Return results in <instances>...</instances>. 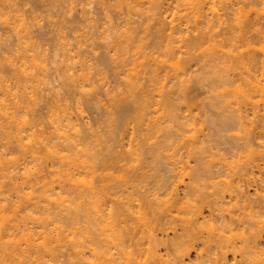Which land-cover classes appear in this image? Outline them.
I'll return each mask as SVG.
<instances>
[{"label": "rangeland", "instance_id": "obj_1", "mask_svg": "<svg viewBox=\"0 0 264 264\" xmlns=\"http://www.w3.org/2000/svg\"><path fill=\"white\" fill-rule=\"evenodd\" d=\"M8 1V2H7ZM10 1L12 2L11 4H10ZM27 1V2H26ZM25 2H24V0H5V5H4V3H3V7L2 6H0V49L2 50H0V60L1 61H3V62H0V64L1 63H3V66H1L0 67V83H2L3 85L0 87L1 89H2V87L4 86V88H6V90H8L9 88V91H8V93H9V95L10 96H8V99H6V98H4V97H7L6 96V94H8V93H5L4 95H0V97H2V96H4V97H2L3 98V100H2V104L1 105H3V103H5L4 105H6V103H8L6 106H9L10 104V106L8 107V112H9V110L12 108V106H14V105H12V103H11V101H9V100H12L13 101V99H14V97L15 96H17V94H18V96H17V98H18V102H20L21 100H22V94L23 95H25V96H23V98H25V97H28L27 99H29V100H31V104H30V102H27L28 104H30L31 106H34L33 108L30 106V109H28L29 108V105L25 102V101H27V99L25 100V101H23L24 102V104H22L21 103V105L19 106V108H22L25 104L27 105H25L24 106V108L25 107H27V109L28 110H31L32 111V109H33V111L35 110V112H34V114H32L33 113V111H32V113H30V111H28L27 109H26V112H25V115L23 114H21V111H17V110H15L14 112L17 114L18 112L21 114H19L20 115V117L19 116H17L18 118L17 119H23L24 121L25 120H27L28 118H29V120L31 121V119H30V116L32 115V117L33 118H36L37 117V115H38V117L39 116H41V122H43L44 121V123L42 124V123H38V126H39V129L41 128V127H44V128H41L42 130H43V133L41 134V132L39 133L38 131H39V129H37L38 128V126H37V124H35L34 125V127L36 126V130H38L37 132L39 133V135H38V133L36 134L37 135V137L35 136V139H37L38 138V136H39V140H37V141H43L42 140V136H40V134L41 135H43V139H44V137H48V136H50V134L49 133H51V128H50V125H51V127L52 126H54L53 127V133H55L56 132V126H55V124H54V118H55V116L56 115H58V117H59V119L64 115L65 116V113L66 112H69L68 114H70V115H72V116H70V117H73V118H71V121H70V123L73 121V123L74 124H76V123H78L75 127H74V124L73 123H71V124H73V131H69V132H67V133H65V135L67 134V136L69 135V134H71V135H69V136H72L71 138H77L78 136L77 135H79V141H77L78 143L80 142V144L82 143L83 144V141H84V139L86 138V135H88L87 137H89L90 136V138L92 139V141H94V136L95 135H97V133L96 132H99L100 131V127H101V125L102 126H104V125H106V124H104L103 125V123H104V121H105V119H106V117H105V115H107L109 112H112V111H110L111 109V105H110V101H112L113 99V97L115 96V97H117L118 96V93H122L121 91H122V89L124 88V84H125V82H123V81H125L124 79H125V77H123V74H124V76H125V74H126V71H127V69H129L130 68V65H128V66H126V64H125V66L127 67V69H126V67L125 66H123L122 65V63H123V59H125V55H128L129 57L133 54L132 52H133V50L132 49H130V48H127V47H129L128 45H130V44H128L127 43V47H123V46H126V45H122L123 44V42L122 41H120L119 40V38L120 39H122V37H124L125 39H126V41H127V38H126V34H127V36L130 34L131 35V33L133 32V28L135 29H137V30H134V33L136 34V33H138L136 36H134V37H139V34H140V37L142 36V35H145L146 33H145V31H144V33L142 32L143 31V29H146V27H148V26H153L154 24L153 23H155L153 20L151 21V18H149V16L152 14V13H150V15L147 17V18H149V19H146V15H143L142 16V12L144 11L143 9H144V6L147 8L148 7V5H156V3H158V2H162V3H158V4H160V5H162V6H159V9H160V12L163 14H161L160 12H159V15L161 14L162 16L160 17L159 16V18L160 19H162L163 18V20H161V21H163V22H168L169 24L171 23V21H172V17L175 19V23L177 24V22H178V19L180 18V16H183L184 15V11H186V10H188L187 8L188 7H186L185 9H184V1H176L177 3L176 4H174L175 2H173V1H175V0H173V1H171V0H169V2H168V0L167 1H164V0H159L158 2H157V0H152L153 2H151L150 0H146V2H145V0H139V1H137V0H133L132 2H137V4L138 5H140L139 7L141 8V5L143 6L141 9L143 10H138L139 12H137L136 11V7H138V6H136V5H133V6H135V10L134 11H132L131 10V12H130V14L129 13H127V11L128 10H130V9H132V8H130V9H128L127 8V5L126 4H128V2H125L126 4V6H124V3H121V0H26ZM28 1H30L29 3H28ZM110 1V2H109ZM118 1V2H117ZM217 1V0H216ZM221 0H219V2H220ZM238 1H245L244 3L243 2H241V4L238 2ZM230 0V1H228V0H222L220 3H218V1L215 3V0H213V2L215 3H213V7H214V9L213 10H218L217 12L219 13V14H217V12L215 11V14H211V12L213 11H205V15L204 16H202L201 17V19L203 18V17H205V18H208V19H202V20H198L197 22L199 23L200 22V24H197V22H195L196 23V25H195V23H193V22H191V21H189L190 23H189V25L186 23V24H183L184 23V21H185V19L183 18L182 20V22L180 21L179 23L181 24L179 27H182V25H183V28H179V32L181 31V33L182 34H178L177 36H175V39L177 40V42H176V40H175V43H177L178 44V46L179 45H181L182 43V46L184 47V49L186 50V48H185V45L188 43L186 40L187 39H189V38H193L194 36H196V32L195 31H197V29H201L202 31H204V32H209V34L214 38V34L215 33H217V35H218V37L215 35V38L213 39L212 37H210L211 39H213V41L215 42L214 43V45H215V48H214V46H212L211 47V43H213V42H206V44L205 45H203V47L202 46H200L199 47V49H193V50H191L190 52H192V51H194L195 50V52H194V55H196L197 54V56H194L193 55V53H190V54H192V55H190L189 56V61H187V62H185V58H188V54H185L186 52L184 51V52H181L182 54H183V57H184V59H182L183 57L182 56H180V54L181 53H179V54H177V56H180V57H182L181 59H182V63H184L186 66H184L183 68L185 69V68H187L188 69V71L186 72V71H184V73H183V77L182 76H180L179 77V79L180 80H178V82H175V81H177V79L175 78L174 79V76H173V78L171 77V80H169L168 79V81H169V83H168V81L167 80H164L165 81V83H164V81L162 80V84H164V87L166 88L167 86H168V88L167 89H169V87H171V86H173V88H175V89H172V87H171V89H172V91H171V89H169V90H167V89H165V91H163V92H167V91H170L171 92V94H170V101H171V99H175V101L174 102H176L177 104H174V102H173V107H175L174 108V110H177V108L179 109L180 108V110L178 111L177 110V113L176 114H178V113H180V111L182 112L181 114H179V117H180V115H181V117H183L184 115V117L183 118H187V121L184 119V121H186V122H192V123H189L190 125H188V127H187V129H186V132H184V133H180V131H176V127H175V123H173L172 121H174V120H172L171 119V123L172 124H174L172 127H173V129L175 130L174 132H173V130H171L170 128H169V126L171 127V125L172 124H170V118H169V116H168V113L166 114V112H164L165 110V105L163 104V106H161V107H163V109H161V107H159L160 109L158 110V107L157 106H155L154 108H157V110L158 111H156V113L154 114V113H152L151 114V117H153L152 119H154V117L156 118L158 115H161V116H158L160 119H158L159 120V122H161L160 123V125H162V128L160 127L159 129L161 130H156V133H155V130L153 131V132H150L151 134H149L148 132H146L147 133V137H149V143L151 142V143H153V141L154 140H156L157 139V137H159L158 139H160L161 141L165 138V137H170L171 138V136H172V138H171V142L173 143V144H169V142H168V146L167 147H165V149L164 150H161L162 152L164 151V154H166L165 156L163 155V154H161L162 155V157H163V159L162 160H164V162H165V159L164 158H166L167 156L169 157V158H171V157H173L172 159H171V161L172 160H176V161H179V160H177L178 158L180 159H182V162L184 163V166H183V163H180V165H177V167L179 166V168H180V166H182V168L183 167H185V169L187 170H185L186 172H184V174L186 175V177H187V179H186V177H184L183 178V183H185L184 185H181V186H179L180 188H178V189H176V191H177V193H176V195H178V196H180V197H178L177 198V200H181V199H183L184 197H183V194H185V185H187V187H186V193L187 194H189V196L188 195H186V196H188V197H190L191 195H193V193H198L199 191H201V192H199L200 194L201 193H203L202 195H204V196H202V195H200L199 193V195L197 194H194V196L196 195V196H199V197H201V200H200V198H198V199H196L197 197L195 196V198H193V196L192 197H190V200H189V198L187 197H185L183 200L184 201H186L187 202V200L186 199H188L189 201H190V203H188L187 202V204H190L191 206H193V208H195V204H196V207L198 206L197 204H199V206L197 207V208H199V211H200V207H202V205L200 204V203H198V202H204L205 201V196H207L206 198L208 199L207 201H205L204 203H202L203 204V206H205V205H208L206 208L205 207H202L201 208V211H200V213H201V215L199 214V213H197L196 215H198L197 217H196V215H194V216H191L190 217V219H193V218H196V220L198 221V224H199V228H201L199 231H197V236L200 234V233H202V238L201 237H199V239L201 240L200 242H197L196 243V245H195V249L193 248L191 251H190V253L188 254V256L185 258V264H196L197 262L195 261L196 259H194V258H196L195 257V255H196V253H198V251L199 250H202L203 249V253H205L204 255H206V256H208V258H210V261H212L211 263H214L213 262V260L215 259H217L218 258V260L221 262V263H223L224 261L223 260H225L228 264H234V261H232V262H230V260H231V257H234V256H232V254H230V253H228L225 257H223V255L222 256H220L219 254H220V251L218 252V250L217 249H219V248H215V247H211V252H210V248L209 249H207L204 245H202L203 244V242L202 241H208V240H210V241H214V243L215 242H217V244H218V242H219V240H220V242H222V243H219L218 245L220 246V245H224V246H228V245H231V246H233L234 244L235 245H237L236 247H239V244L240 245H242V240H240V239H242L241 238V236H244V235H246V236H248L247 234H241V232H242V230L241 229H235V230H233L232 231V229H234V227L232 226V229H231V231L229 232H226L227 230H221L220 228L218 229V225H219V221L221 220V217H228V219H230V218H232L233 220H235V219H237V216H238V218H240L241 220L243 219V218H241V217H243L244 215L243 214H245V216L246 217H244V221L245 222H247V220H248V223H251L252 224V221H253V223H256L255 225L254 224H252V225H254V226H256V225H258L259 227H257L256 226V228L254 227V226H252L251 225V231L250 230H248V234H249V237L251 236L250 235V232H251V234H253L252 232H253V228L255 229L254 231H256V233H254V235L256 234V236L258 237L257 238V243H258V248H259V250H261V253H258L257 254V256H255L254 255V258L256 257H258L257 258V260H259V262L258 263H256V258L254 259L252 256H251V258H249L248 259V261H246V264H248V262H250L251 260H252V258H253V260H254V264H262L263 262L262 261H264V206H263V202H261V204L260 205H258V202H257V204L256 203H254L255 202V200H257V201H260V200H258V198H260L261 199V196H262V198H263V195H264V190L262 189V186H261V184L263 185V180H261L262 178H264V109H263V105H264V96H260V95H263L264 94V90H261V88L262 89H264V87H263V84H264V81H262V80H264V78L262 79V76L261 75H263L264 73V68L262 69V67L261 66H264L263 65V63L260 65V67L259 66H257V68L259 67V69L260 70H258V72L260 71V73H259V75H258V72L256 71V75H257V77L256 78H258V77H260L261 76V79L260 78H258L260 81H258V82H256L257 84L256 85H258V83L260 82V84H259V86L260 87H258L257 86V88L256 89H253V88H255L254 87V85H255V82H254V80H251V81H253V82H251V84H249V85H251L252 86V88H251V86H248V83H247V78L245 79V81L243 80V78L242 77H245L244 76V74H243V76L241 75V73H244L243 71L242 72H240L239 71V68H242V67H240L239 65L236 67V65L234 64L233 65V63L234 62H232V63H229L230 62V60L228 59V58H232L231 56V54H230V51L232 50L233 52H234V47H232L231 45H229L228 46V44H230V43H227V39H229V37H230V35H231V31L232 30H229V27H226V24H228V23H226L225 25H223L224 23V20H225V22L226 21H228V22H230V21H233V22H230L231 23V25L230 24H228V26H230L231 28L230 29H234L235 30V28H237L238 27V25H240V24H243L244 22H246V21H244L245 19L243 18V17H247L248 19H250L249 21L250 22H253L254 21V19H258L259 18V21L258 20H255L254 22H262L260 25L261 26H263L262 28H264V0H259L258 2L256 1V0H254V2L255 3H253V4H255V5H253V6H251L252 4H251V2L249 3V4H251V5H249L248 4V0H247V2H246V0ZM252 1V0H251ZM6 2H7V4H6ZM45 2V3H44ZM114 2V3H113ZM130 2H131V0H130ZM136 2L134 3V4H136ZM145 2V3H144ZM149 2L151 3V4H149ZM155 2V3H154ZM169 3V5H167V3ZM179 2H181V3H179ZM182 2H183V4H182ZM231 2V3H230ZM237 4V6H236V4ZM253 2V1H252ZM9 3V4H8ZM25 3V4H24ZM28 3V4H27ZM33 3H34V5H33ZM36 3V4H35ZM104 3V4H103ZM118 3H119V5H118ZM140 3V4H139ZM142 3H144V4H147V5H144V4H142ZM153 3V4H152ZM171 3V4H170ZM182 5V7H180V5ZM224 3V4H223ZM228 3H230V5L228 4ZM238 3L240 4V5H238ZM245 3H247V5L250 7V8H254V9H256V11H257V13H255L256 11H253L255 14H253V12H251V10H249L250 8L247 6H245ZM32 4V5H31ZM67 4V5H66ZM114 4V5H113ZM218 4H220V5H218ZM6 5H8V6H6ZM102 5H103V7H102ZM172 5V6H171ZM177 5L180 7L179 8V11H180V15H178L179 14V11H178V13L177 12H173L172 10H174L175 9V11H176V8H177ZM222 5V6H221ZM223 5H225V6H223ZM227 5V6H226ZM229 5V6H228ZM233 5V6H232ZM169 7L170 9H172L173 7V9L172 10H169V9H167L166 7ZM211 6V8H212V4L210 5ZM215 6H218V7H215ZM231 6H232V8H233V10H232V8H231ZM235 6V7H234ZM244 8H243V7ZM8 7V8H7ZM67 7V8H66ZM104 7L106 8L105 10H104ZM122 7V8H121ZM123 7H126L128 10L126 11V8H124L123 9ZM161 7H163L162 9H161ZM176 7V8H175ZM226 7V8H225ZM229 7V8H228ZM166 8V9H165ZM219 8V9H218ZM224 8V9H223ZM235 8V9H234ZM238 8V9H237ZM239 8H240V10H239ZM243 8V9H242ZM2 9V10H1ZM12 9V10H11ZM123 9V10H122ZM226 9V10H225ZM242 9V10H241ZM253 9V10H254ZM4 10V11H3ZM69 10V11H68ZM122 10V11H121ZM169 10V11H168ZM178 10V9H177ZM182 10V11H181ZM184 10V11H183ZM225 10V11H224ZM232 12V13H230V11ZM238 12H237V11ZM136 11V12H135ZM142 11V12H141ZM165 11V12H164ZM234 11V12H233ZM236 11V12H235ZM241 11V12H240ZM249 11H250V13H249ZM3 12V13H2ZM68 12V13H67ZM119 12V13H118ZM126 12V13H125ZM129 12V11H128ZM133 12H135L134 14H133ZM145 12V11H144ZM158 12V11H157ZM164 12V13H163ZM182 12V13H181ZM188 12V11H187ZM186 12V13H187ZM228 12V13H227ZM240 12V13H239ZM248 12V16L247 15H245V13H247ZM8 13V15H5V14H7ZM13 13V15H11ZM15 13V14H14ZM118 13V14H117ZM138 13V14H137ZM173 13H176L175 15H178V17H174L175 15H173ZM185 13V14H186ZM237 13V14H236ZM243 13V14H242ZM4 14V15H3ZM10 14V15H9ZM145 14V13H144ZM147 14V13H146ZM183 14V15H182ZM209 14H211V16H209ZM217 14V15H216ZM221 14H222V16H221ZM234 14V15H233ZM240 14H241V16H240ZM3 15V16H2ZM126 15V16H125ZM148 15V14H147ZM216 15V16H215ZM219 15V16H218ZM237 15H239V16H237ZM254 15V16H253ZM257 15H259V16H257ZM145 16V17H144ZM226 16V17H225ZM230 16V17H229ZM243 16V17H242ZM7 18V19H5V18ZM220 17V19H218L217 20V18H219ZM222 17V18H221ZM229 17V18H228ZM242 17V19H243V21L244 22H241L242 20H240V18ZM255 17V18H254ZM14 18V19H13ZM142 18V19H141ZM144 18V19H143ZM152 18H154V16L152 17ZM155 18H158V15H156L155 16ZM165 18V19H164ZM176 18H177V20H176ZM213 19L214 21L213 22H215L214 24H216L215 26H214V24L212 25V21L210 22L209 21V19ZM236 18H239V20H238V23H240V24H236L237 23V20H236ZM254 18V19H253ZM16 19V20H15ZM171 19V20H170ZM211 19V20H212ZM236 21H235V20ZM247 19V20H248ZM251 19H253V21L251 20ZM262 19V20H261ZM7 22H6V21ZM12 20V21H11ZM17 20H18V22H17ZM73 20V21H72ZM127 21L126 23H124V22H122V21ZM147 20H149L148 21V23H147V26H146V22H147ZM164 20H166V21H164ZM179 20H181V18L179 19ZM207 20V22H208V25H205V24H203L201 21H206ZM230 20V21H229ZM261 20V21H260ZM170 21V22H169ZM219 21V22H218ZM240 21V22H239ZM6 22V23H5ZM13 22H14V26H13ZM24 23V25H22L23 23ZM120 22H122V23H120ZM145 22V23H144ZM153 22V23H152ZM210 22V23H209ZM217 22V23H216ZM22 23V24H21ZM70 23V24H69ZM150 23V24H149ZM201 23H202V25H201ZM218 23H222V25H220L219 26V24ZM235 23V24H234ZM72 24L74 25V26H72ZM118 24H120L121 26H119ZM122 24H124V26L122 25ZM153 24V25H152ZM167 24V23H166ZM232 24L235 26V28H234V26H232ZM263 24V25H262ZM16 25V26H15ZM26 25V26H25ZM71 25V26H70ZM77 25V26H76ZM128 25V26H127ZM185 25H188L187 26V28H186V26ZM196 26V27H198L196 30H195V28H194V26ZM200 25V26H199ZM12 26H13V28H14V30L13 29H11L12 28ZM19 26H20V28H19ZM23 26H25V27H23ZM130 26H133L132 28L130 27ZM146 26V27H145ZM193 26V27H192ZM203 26V27H202ZM208 26H211V27H207L208 28V30H206L205 31V29H207L206 27ZM216 28H214V27ZM258 26H259V24H258ZM11 27V28H10ZM18 28V29H16V28ZM22 27H23V29H22ZM47 27H48V29H47ZM220 27V28H219ZM240 27V26H239ZM260 27V26H259ZM38 28V29H37ZM40 28V29H39ZM59 28V29H58ZM62 28V29H61ZM129 28V29H128ZM131 28V29H130ZM184 28H186V29H184ZM192 28H194L193 30H192ZM213 28H214V30H213ZM218 28H219V31H218ZM226 28H227V30H229L228 31V33H224L223 31H225L226 30ZM24 29L26 30V31H24ZM45 29H46V31H45ZM61 29V30H60ZM69 29V30H68ZM73 29V31H71ZM119 29H120V31H119ZM139 29H142L141 31L139 30ZM152 29V28H151ZM182 29H184V30H182ZM211 29V30H210ZM9 30H11L10 32H9ZM28 30V31H27ZM41 30H43V31H41ZM52 30V31H51ZM57 30V31H56ZM122 30V31H121ZM132 30V31H131ZM195 30V31H194ZM214 32H213V31ZM217 30V31H216ZM223 30V31H222ZM226 30V31H227ZM15 31H18V32H15ZM29 36V37H31V38H29L24 32ZM46 32V34H45V32ZM130 31V32H129ZM137 31V32H136ZM185 33V34H183V32ZM13 32H14V34H13ZM30 32V33H29ZM122 32V33H121ZM124 32V33H123ZM125 32H127V33H125ZM139 32H141V33H139ZM147 32V31H146ZM219 32H221L220 34H219ZM223 32V33H222ZM20 33V34H19ZM42 33L44 34V35H42ZM54 33H55V35H54ZM114 33V36H112V34ZM119 33H121V35L119 34ZM143 33V34H142ZM167 33V32H166ZM214 33V34H213ZM12 34V35H11ZM18 34V35H17ZM22 34H24L23 36L25 37H28L29 39H27V38H24V41H26V39L32 44L33 43V45H31L32 47L34 46V44L37 46V48H36V52L37 51H39L38 53H37V55H38V58H37V56H34L33 58L35 59H33L29 54H31L32 55V53L33 52H30L29 51V53L28 54H26V53H21L22 52V50H23V44L22 45H17V43H16V41L17 40H21V38H22ZM37 34V35H36ZM60 34H62V35H60ZM84 34V35H83ZM123 34H125L124 36H123ZM188 34H189V36H188ZM193 34V35H192ZM230 34V35H229ZM15 35V36H14ZM39 35H40V37H39ZM42 35V36H41ZM59 35V36H58ZM72 35H73V37H72ZM116 35V36H115ZM183 35V36H182ZM222 35H223V37H222ZM229 35V36H228ZM47 36V37H46ZM54 36V37H53ZM71 36V37H70ZM79 36H81V37H79ZM84 36V37H83ZM87 36V37H86ZM146 36V35H145ZM144 36V37H145ZM182 36V38L184 37L186 40V42L183 40V42L181 43L180 42V40H179V38ZM187 36V37H186ZM208 37H209V35H207ZM226 36V37H225ZM247 36H248V33H247ZM20 39H19V38ZM43 37V38H42ZM45 37H46V39H45ZM57 37V38H56ZM79 37V38H78ZM133 37V38H134ZM11 38H13V39H11ZM72 38V39H71ZM74 38V39H73ZM76 38L77 39H79V40H76ZM81 38H82V40H81ZM90 38H92V39H90ZM115 38V39H114ZM118 38V39H117ZM178 38V39H177ZM183 38V39H184ZM191 38V39H192ZM216 38H218V39H216ZM35 39V40H34ZM47 39H49V40H47ZM60 39V40H59ZM62 39V40H61ZM65 39H66V41H65ZM85 39V40H84ZM87 39V40H86ZM124 39V40H125ZM128 39H132V36H131V38H130V36H129V38ZM181 39V38H180ZM219 39H221V40H219ZM254 39H259V38H253V40ZM31 40V41H30ZM44 40H45V43H44ZM47 40V41H46ZM59 42H58V41ZM73 40V41H72ZM89 40V41H88ZM93 40V41H92ZM109 40V41H108ZM130 40H128V41H130ZM179 40V41H178ZM227 40V41H226ZM253 40H252V44H250V46H249V48H251V47H253V48H255V49H257L258 51L260 50L259 48H260V45L262 44H264V40H263V43H262V40H261V42H259L258 40H254V41H258V44L256 43V42H253ZM27 41V42H28ZM35 41H36V43H35ZM39 41V42H38ZM56 41H57V43H56ZM77 41V42H76ZM90 41H92V42H90ZM108 41V42H107ZM113 41V42H112ZM127 41V42H128ZM189 41V40H188ZM16 44H15V43ZM18 42V41H17ZM22 42V41H21ZM29 42L27 43V44H29ZM42 42V43H41ZM75 44H74V43ZM78 42H81V43H79L78 44ZM88 42V43H87ZM112 42V43H111ZM115 42V43H114ZM117 42H118V44H117ZM120 42L122 43V44H120ZM181 44H180V43ZM12 43V44H11ZM20 42H18V44H19ZM59 43V44H58ZM64 43H65V45H64ZM70 43V44H69ZM87 43V44H86ZM90 43V44H89ZM108 43V44H107ZM129 43H131V41L129 42ZM147 43V42H146ZM216 43H217V45H216ZM226 43H227V45H226ZM256 43V44H255ZM259 43H261V44H259ZM3 44V45H2ZM8 44V45H7ZM11 44V45H10ZM67 44V45H66ZM84 46V45H86V46H82V45ZM93 44V45H92ZM122 45V47H120L119 49H118V47H117V45ZM124 44H126L125 42H124ZM148 44V43H147ZM209 44V45H208ZM224 45V47H223V45ZM232 44H235V45H237L238 43H236V39H235V41H234V43L232 42ZM14 45V46H13ZM39 45V46H38ZM45 45V46H44ZM54 45V46H53ZM57 45H59L58 47H57ZM70 45V46H69ZM72 45V46H71ZM78 45H80V48L78 47ZM94 46V47H88V46ZM106 45H107V47H106ZM176 45V44H175ZM239 45V44H238ZM5 46V47H4ZM10 46V47H9ZM13 46V47H12ZM21 46V47H20ZM36 46H34V47H36ZM44 46V47H43ZM64 46V50L62 49V47ZM78 47V48H74V47ZM99 46V47H98ZM109 46H112V47H110L109 48ZM15 47V48H14ZM19 48V49H16V48ZM40 47H42V48H40ZM60 47V48H59ZM103 47H106V50H105V48H103ZM117 47V48H116ZM131 48H132V45L130 46ZM218 47V48H217ZM248 47V46H247ZM247 47H245V48H247ZM263 47V46H262ZM4 48V49H3ZM8 48V49H7ZM39 48H40V50H39ZM76 51V53L74 54V52L75 51H72L73 49ZM85 48V49H84ZM94 48V49H93ZM116 48V49H115ZM121 48H127V49H130L131 50V52H130V50H125L124 49V51H125V53L126 54H122V56H121V51H122V53H124V51H123V49H121ZM182 48V47H181ZM180 48V51H183L182 49ZM202 48V49H201ZM215 49L216 51H215V53H217V52H220V54H222V52H223V50L226 52V54L228 53V54H230L229 56H225V55H223V59H222V57L221 58H217L218 59V61H220V63H217L218 61H217V59L216 58H214V57H210L211 56V54L214 52L212 49ZM217 48V49H216ZM220 48H222V52L220 51ZM224 48V49H223ZM244 47L242 48V49H245ZM11 49H12V51H11ZM45 49H47V50H45ZM81 49V50H80ZM88 49V50H87ZM97 49V50H96ZM103 50V51H101V50ZM118 49V50H117ZM210 49L212 50L211 51V54L209 53L210 52ZM230 49V50H229ZM248 49V48H247ZM7 50V51H6ZM16 50V51H15ZM17 50H19V51H21L20 53L17 51ZM44 50V51H43ZM59 50V51H58ZM82 52L83 51V54L85 55V57H84V55H82V53H79L80 51ZM96 52H95V51ZM100 50V51H99ZM108 50V51H107ZM115 52H114V51ZM149 50V49H148ZM219 50V51H218ZM251 50L253 51V49L251 48ZM262 50H263V48H262ZM261 50V51H262ZM6 51V52H5ZM42 51V52H41ZM52 51V52H51ZM59 53H58V52ZM67 52L66 54L64 53V52ZM79 51V52H78ZM85 51V52H84ZM90 53H89V52ZM117 51H118V54H116L117 53ZM208 53H207V52ZM231 51V52H232ZM44 52V53H43ZM72 52V53H71ZM77 52H78V57L77 56H75V55H77ZM92 52L94 53V55H96L95 53H97V55L96 56H94L93 54H92ZM101 54H99V53ZM109 52V53H108ZM112 52H113V54H112ZM232 52V53H233ZM254 52H255V50H254ZM257 52V51H256ZM16 53V54H15ZM47 53V54H46ZM50 54V56H49V54ZM56 53V54H55ZM66 55H64V54ZM86 53V54H85ZM106 53V54H105ZM114 53H115V55H114ZM119 53H120V55H119ZM199 53V54H198ZM204 53V54H203ZM258 53V52H257ZM4 54H5V56H7V57H4ZM11 54V55H10ZM18 54V55H17ZM20 54H23L24 55V57H29V60H30V58H32L31 59V61L33 60V63L30 61H28V62H26V64H25V66H27L28 67V69L25 71L24 70V72H22V73H25V75L24 74H20L19 72L21 71L20 69H23L21 66L22 65H20V64H22L21 62H25V60L23 61V60H20V57L19 56H22V55H20ZM53 54H55V55H53ZM64 56H63V55ZM68 54V55H67ZM184 54H185V56H184ZM207 54H209V55H207ZM219 54V53H218ZM219 54V55H220ZM223 54H224V52H223ZM233 54H235V52L233 53ZM14 55V56H13ZM15 55H17L16 57L19 59V60H16L17 58L15 57ZM26 55V56H25ZM39 55H40V57H39ZM46 57H45V56ZM81 55V58H82V60H81V58L79 59V56ZM87 55V56H86ZM99 55V56H98ZM104 55H106V57L107 56H109V57H111V58H113V61H112V59L111 58H106V57H104ZM119 55V56H118ZM204 55V56H203ZM217 55V54H216ZM219 55H218V57H219ZM4 58H3V57ZM10 56H11V58H10ZM43 56V57H42ZM69 56H71V58L69 57ZM93 56V57H92ZM203 56V57H202ZM207 56V58H205ZM2 57V58H1ZM13 57L15 58V59H13ZM41 57H42V59H41ZM59 57V58H58ZM61 57V58H60ZM69 57V58H68ZM75 57H76V59H78V60H76L75 59ZM88 57V59H86ZM96 57L98 58V59H96ZM100 57V58H99ZM101 57H102V59L104 60V61H107V59L109 60L106 64L104 63V64H102L100 61H102V59H101ZM104 57V58H103ZM118 57H119V59H120V57L122 58V57H124V58H122V59H120L121 61H117L116 62V59L117 60H119L118 59ZM129 57H127V58H129ZM191 57H192V59H191ZM196 58V60L194 59V58ZM224 57H227V58H224ZM26 58V59H27ZM43 58H45V60L43 59ZM52 58V59H51ZM66 58V59H65ZM67 58L68 59H71V63H70V61H67L66 62V60H67ZM74 58V59H73ZM90 58V59H89ZM92 58H94V59H96L97 61L99 60V64L98 65H100V66H98L97 64H95L96 63V60L94 61ZM201 60H200V59ZM204 59V61L205 62H208V63H205V65L203 64L204 63V61H203V59ZM208 58H210V60H211V58H214L213 59V61L211 60H209ZM263 58V57H262ZM262 58H261V60H262ZM51 59V60H50ZM61 59V60H60ZM63 59H65V61H64V63H66V65L63 63ZM86 59V60H85ZM115 59V60H114ZM201 61H199V60ZM206 59H208V61L206 60ZM220 59V60H219ZM225 59H227V60H225ZM8 60V61H7ZM13 60H16V61H13ZM53 60H54V62H53ZM59 60V61H58ZM77 61V63H76V61ZM81 60V62L84 60V61H87L86 62V66H87V64H89L88 65V71H84L85 73H89V74H92V76H91V81L89 80V78H90V76H89V74H88V77L86 76V77H82V79H80L81 78V75H82V72H80L81 73V75H77V77H78V81L76 80V78H74L75 76L74 75H76V74H80L79 72H78V69L80 68V66H79V64H80V61ZM88 60H90V61H92L91 63H93V61L95 62L94 64L97 66V67H99V70H101V71H104L103 69H105V71H104V73H100V71L98 70L97 71V67H95V65H93L92 66V70L90 69L91 68V63H89L90 61H88ZM123 60V61H122ZM126 60V59H125ZM192 61V64L190 63L191 61ZM193 60H195V61H193ZM215 60V61H214ZM224 60V61H223ZM260 60V61H261ZM5 61H7V62H5ZM12 61V62H11ZM40 61H43V62H40ZM47 61V62H46ZM57 61L59 62L58 64H57ZM62 61V62H61ZM116 62V66H117V68L115 67V63H113V62ZM217 61V62H216ZM227 61V62H226ZM231 61H233V59L231 60ZM8 62H9V65H7L8 64ZM14 62H15V65L18 67V65L21 67L20 69H19V67H18V70L19 71H16L15 70V68H17L15 65H14ZM19 62V64H17V63ZM52 62V63H51ZM74 62V63H73ZM111 62V63H110ZM125 62V61H124ZM180 62V63H181ZM191 64V66H190V64ZM194 62H197V64L196 63H194ZM203 62V63H202ZM224 62H226V64L224 63ZM262 62H264V60H262ZM37 63H38V67H39V64L41 63V68H34V69H32L31 68V66L32 65H35V67H37ZM64 65H63V64ZM79 63V64H78ZM108 63H110L111 65H109V67L107 68V65H108ZM118 63V64H117ZM119 63H121V64H119ZM125 63H127V62H125ZM182 63H181V66H183L182 65ZM217 63V64H216ZM225 65H224V64ZM6 66H5V65ZM14 66H13V65ZM29 64V65H28ZM55 64H57L56 66H55ZM62 64V65H61ZM67 64L69 65V64H71L72 66H70V67H68L67 66ZM74 64V65H73ZM220 64H222V65H220ZM227 64H228V66H232V68L231 67H228L227 66ZM232 64V65H231ZM31 65V66H30ZM102 65V66H101ZM106 66V68H104L105 66ZM123 66V68H122V66ZM194 65H199V66H194ZM203 67H201V66ZM204 65V66H203ZM209 65V66H208ZM213 65V66H212ZM8 66V67H7ZM44 66V67H43ZM67 66V68H65V67ZM112 66V67H111ZM120 66V67H119ZM225 66V67H224ZM236 67L237 69H235L234 67ZM7 67V68H6ZM11 67L12 68H14V70L12 69L11 70ZM44 69H43V68ZM77 68V70H75V68ZM101 67V68H100ZM200 67H201V69H200ZM205 67H208V68H206L205 69ZM227 67V68H226ZM3 68H4V70H3ZM56 68V69H55ZM61 68V69H60ZM95 68H96V70H95ZM103 68V69H102ZM182 68V67H181ZM182 68V69H183ZM226 69V71L224 70H222V69ZM233 68L235 69V70H233ZM29 69H32V70H34V71H32V70H30L31 72H32V74H34L36 71V73L37 74H35L36 76H34L33 77V75L30 73V71H29ZM56 70V71H54V70ZM61 71H60V70ZM67 69V70H66ZM69 69H71V70H69ZM89 69H90V71H89ZM93 69L95 70V71H97V73L95 72V71H93ZM115 69H117V70H115ZM121 69H123V70H121ZM203 69V70H202ZM231 69V70H230ZM40 70H41V72L43 73H41V74H39L40 73ZM59 70V71H58ZM62 70H63V74L61 73L62 72ZM66 70V71H65ZM230 71V72H228V71ZM236 70H238L237 71V73H239V74H237L236 73ZM241 70V69H240ZM254 70V69H253ZM256 70V69H255ZM261 70H262V72H261ZM5 74V76H4V74L2 73V72ZM10 71V73L8 74V72ZM11 71H12V74H11ZM13 71H15V72H13ZM28 71H29V73H28ZM44 71V72H43ZM54 71V72H53ZM67 71H69L67 74H65L66 75V77H62V78H60L59 79V75H64V73H66ZM75 72V73H73V74H70L71 72ZM92 71V72H91ZM117 71V72H116ZM167 71V70H166ZM199 71V72H198ZM202 73H201V72ZM232 71H235L234 73H232ZM78 72V73H77ZM84 72H83V74H84ZM102 75H100V76H97V75H99V73ZM119 72V73H118ZM172 72V71H171ZM169 73L170 75L169 76H172V74H173V72L172 73ZM197 74H196V73ZM13 73H15V74H13ZM28 74V77H30V79H34V81H31L32 83H30V81H29V79L27 80V74ZM54 73V75H52ZM56 73V74H55ZM60 73V74H59ZM123 73V74H122ZM203 73H205V74H203ZM3 74V75H2ZM46 74V75H45ZM58 74V75H57ZM86 74V75H87ZM112 74H113V76H112ZM195 74V76H193ZM225 74V75H224ZM233 74V75H232ZM234 74H236V75H234ZM255 74V73H254ZM261 74V75H260ZM6 75H8L9 77H11V75H12V77L11 78H9L8 76H6ZM17 76L18 78H19V75L21 76V77H24V81L23 80H21V79H23V78H16V80L19 82H17L15 79H13V76ZM32 75V76H31ZM44 75V76H43ZM52 76L53 77V79H55V80H58V81H60V84L59 83H57L58 81H55L54 80V84H53V82L51 83V77H49V76ZM64 75V76H65ZM85 75V74H84ZM109 75V76H108ZM174 75V74H173ZM186 77H185V76ZM193 76V78H190V77H192ZM224 75V76H223ZM240 76V77H238V76ZM2 76V77H1ZM38 76V77H37ZM41 76V77H40ZM46 76V77H45ZM57 76V77H56ZM68 76H69V78L71 77V76H74L73 77V80H75L76 81V83H75V81H74V85H73V81L71 80V81H69L71 84H69V82H66V81H68V80H70V79H67L66 80V78H68ZM95 76V77H94ZM111 76V77H110ZM118 76H119V78L122 80V82H123V85H122V83L120 82L121 80L118 78ZM190 76V77H189ZM219 77V79L218 80H216L218 77ZM221 76H223V77H221ZM232 78L231 80H230V78ZM242 76V77H241ZM264 76V75H263ZM4 77H5V79H4ZM116 77V78H115ZM234 77V78H233ZM238 79H236V78ZM15 78V77H14ZM36 78L38 79V80H36ZM50 78V79H49ZM83 78H85V79H83ZM113 78V79H112ZM117 78H118V80H117ZM188 78H189V80H188ZM225 78V79H224ZM241 78V79H240ZM7 79H9V81L7 80ZM12 79L14 80V81H12ZM52 79V80H53ZM184 79V80H183ZM197 79V80H196ZM241 81H240V80ZM21 82H20V81ZM26 80L27 81H29V82H27V84H26ZM36 80V81H35ZM49 80V81H48ZM65 81V82H63V81ZM85 80V81H84ZM174 80V81H173ZM183 80V81H182ZM237 80V81H236ZM257 80V79H256ZM7 81H8V83H7ZM22 81L25 83V85H27V86H25L23 83H22ZM79 81H80V83H79ZM83 81V82H82ZM112 81V82H111ZM142 81V82H141ZM140 82L141 83H143V80H141ZM175 82L176 84H174L173 82ZM180 81V82H179ZM213 81V82H212ZM216 81V82H215ZM218 81V82H217ZM219 81H222V82H219ZM230 81V82H229ZM235 83H234V82ZM239 81V82H238ZM243 81H244V83H243ZM50 82V83H49ZM78 82V83H77ZM85 82H87V83H85ZM107 82V83H106ZM111 84H110V83ZM115 82V83H114ZM10 83V84H9ZM20 83H22L21 85H24L25 87V89H24V92H23V90L21 89V88H19L18 86H21V85H19ZM65 86V88H64V86L62 85V84ZM65 83V84H64ZM67 83L69 84L68 86H67ZM83 83V84H82ZM85 83V84H84ZM97 83V86L95 85ZM101 85H100V84ZM119 85H118V84ZM140 83V84H141ZM167 83H168V85H167ZM241 83V84H240ZM250 83V82H249ZM263 83V84H262ZM5 84H7L6 85V87H5ZM103 84H105V85H103ZM109 84V85H108ZM120 84H121V86H120ZM145 84V83H144ZM166 84V85H165ZM174 84V85H173ZM177 84H178V86H177ZM181 84V85H180ZM231 84H235L234 86H232ZM242 84H244V85H242ZM11 85V86H10ZM14 85H15V89H14ZM79 85V86H78ZM92 85V86H91ZM143 85V84H142ZM180 85V86H179ZM185 85H187V87L185 86ZM240 85V86H239ZM242 85V86H241ZM13 86V87H12ZM17 86V87H16ZM29 86V87H28ZM57 87L56 89H55V87ZM86 88H85V87ZM90 86V87H89ZM103 86V87H102ZM107 86V87H106ZM114 86V87H113ZM174 86H176V87H174ZM59 87H60V89H59ZM66 87H70V89H71V92L73 91V94L71 93V92H69L68 91V93L66 92V90H68V88H66ZM77 87H79L78 89H79V91H77L78 89H77ZM80 87H82V88H80ZM97 87L100 89H98L97 90ZM116 87V88H115ZM120 87V88H119ZM239 87V88H238ZM241 87H246V88H242V89H240ZM249 87V88H248ZM62 88V89H61ZM65 90H64V89ZM75 90H73V89ZM106 88V89H108L109 88V90H106V91H108V93L104 90V89ZM139 88H141V87H139ZM12 89V90H11ZM26 89H28V90H26ZM58 89V90H57ZM69 89V90H70ZM83 89V90H82ZM92 89V90H91ZM114 89V90H113ZM121 90L120 92L118 91V90ZM185 89V90H184ZM247 89H249V90H247ZM252 91H251V90ZM22 90V92L23 93H20V91ZM53 90V91H52ZM55 90V91H54ZM117 92H116V91ZM167 90V91H166ZM173 90H176V91H173ZM182 90V91H181ZM244 90H246V91H244ZM255 90V92L256 93H253V91ZM256 90H258V91H256ZM259 90H260V92H259ZM30 91V92H29ZM32 91V92H31ZM35 93H34V92ZM90 91H92V92H90ZM96 91H98V92H96ZM105 91V92H104ZM111 91H115L114 93H112ZM125 90H123V92H124ZM153 91V90H152ZM157 91V90H156ZM153 91L152 92V94L154 93L155 95H157L158 94V92L159 91ZM179 91H181V92H179ZM243 91V92H242ZM15 92V93H14ZM58 94H57V93ZM96 92V93H95ZM110 92V93H109ZM138 91H137V89H136V93H137ZM172 92L174 93L173 95H175L176 96V94H178V92H179V95H181V94H183V92H184V94L185 95H181L182 96V99H178L179 98V95H178V98L176 97L175 98V96H173L172 98H171V95H172ZM246 92V93H245ZM248 92V93H247ZM33 93V94H32ZM70 93V94H69ZM76 93V94H75ZM107 93V94H106ZM112 93V94H111ZM176 93V94H175ZM181 93V94H180ZM245 93V94H244ZM260 93V94H259ZM15 94V95H14ZM20 94H21V96H20ZM31 96H30V95ZM64 94V95H63ZM68 94V95H67ZM85 94V95H84ZM92 94H93V97L91 98V96H92ZM95 94V95H94ZM116 94H117V96H116ZM167 94H169L168 92H167ZM246 94H248V95H246ZM259 94V95H258ZM14 95V96H13ZM27 95V96H26ZM77 95H79L78 97H76ZM90 95V96H89ZM96 95H98V96H96ZM105 95V96H104ZM189 96V98L188 97H186V96ZM12 96H13V99H12ZM20 96V97H19ZM30 96V97H29ZM38 96V99L40 100V101H45V102H40L39 100H36V99H33L32 97H34V98H36ZM53 96V97H52ZM94 96H96V97H94ZM103 96V97H102ZM107 96H108V98H107ZM11 99H10V98ZM56 99H55V98ZM58 97V98H57ZM73 97H75V98H73ZM80 97V98H79ZM88 97V98H87ZM183 97L184 98H186V99H188V101L185 99H183ZM2 98H0V99H2ZM21 98V100H19ZM31 98V99H30ZM53 98V99H52ZM79 98V99H78ZM81 98H82V100H81ZM95 98H97L96 99V101H95ZM99 98V99H98ZM102 100H101V99ZM111 98V99H110ZM159 98V97H158ZM161 98V97H160ZM261 98V99H260ZM4 99H6L5 100V102H3L4 101ZM15 99H16V97H15ZM15 99H14V101H15ZM43 99H45V100H43ZM51 99V102L49 101ZM80 100V101H78V100ZM93 99V100H92ZM105 99V100H104ZM179 100V101H177V100ZM28 100V101H29ZM59 100H60V102H59ZM90 101V102H93L94 104H95V106L97 107V109H96V107L94 108V105H93V108H92V103H90V102H87V101ZM107 100V101H106ZM108 100H109V102H108ZM156 100H157V98H156ZM155 100V101H156ZM6 101H8V102H6ZM14 101H13V104H14ZM76 101V102H75ZM83 101V102H82ZM104 101H106V103L104 102ZM158 101H159V99H158ZM170 101H169V103H170ZM183 101V102H182ZM190 101V102H189ZM9 102H10V104H9ZM18 102L17 101H15V103H17L18 104ZM36 102H38V104L36 103ZM47 102V103H46ZM53 102H55V103H53ZM78 102V103H77ZM80 102V103H79ZM86 102V103H85ZM96 102V103H95ZM98 102V103H97ZM172 102H171V104H172ZM187 102V103H186ZM34 103V105H32ZM38 105H36V104ZM42 103H44V105L42 104ZM50 103H53V104H50ZM57 103H58V107H57ZM181 103H184L183 105L181 104ZM261 103H263V104H261ZM41 104V105H40ZM83 104V105H82ZM85 104V105H84ZM89 104V105H88ZM91 104V105H90ZM105 104V105H104ZM107 104V105H106ZM160 104V103H159ZM169 105L170 107L172 106V105ZM179 104V105H178ZM187 104V107H185L184 105H186ZM258 104V105H257ZM1 105H0V107H1ZM23 105V106H22ZM40 105V106H39ZM47 105H48V107H47ZM50 105H52L51 107H50ZM81 105V106H80ZM110 105V106H109ZM161 105V104H160ZM4 107V108H7V107ZM35 106H36V108H35ZM59 106H60V108H59ZM89 106V107H88ZM91 106V107H90ZM101 106V107H100ZM102 106H104V109H103V107ZM107 106H109L108 108H106ZM177 106V107H176ZM179 106V107H178ZM3 107V106H2ZM11 107V108H10ZM42 107V108H41ZM47 107V109L46 110H44L45 108ZM56 107V108H55ZM189 107V108H188ZM262 107V108H261ZM10 108V109H9ZM14 108V107H13ZM35 108V109H34ZM42 110H41V109ZM51 108V109H50ZM54 108V109H53ZM87 108V109H86ZM98 108H100V110L98 109ZM101 108H102V110H101ZM166 108L168 109L169 107H167L166 106ZM188 108V109H187ZM2 109V108H1ZM36 109H38V110H36ZM70 109V110H69ZM89 109V110H88ZM92 109V110H91ZM108 109V110H107ZM110 109V110H109ZM113 109V108H112ZM227 109H229V110H227ZM231 109V110H230ZM49 110V111H48ZM51 110H52V112H51ZM56 110V111H55ZM63 110H65L66 112H62ZM69 110V111H68ZM105 110V111H104ZM188 110V111H187ZM233 110V111H232ZM235 110V111H234ZM17 111V112H16ZM23 111H25V110H23ZM38 113H37V112ZM54 111H55V113H54ZM96 113H98V114H95V112ZM99 111V112H98ZM102 111H104L105 113V115L103 114L102 115V117L100 116V114H102L103 112ZM227 111H229V112H227ZM13 112V109H11L10 110V113H13V114H15ZM41 112H44V114L43 113H41ZM46 112H47V115H46ZM159 114H158V113ZM163 112V113H162ZM231 112V113H230ZM235 112V113H234ZM29 113H30V115H29ZM37 115H36V114ZM39 113H41L40 115H39ZM54 113V115L52 116V114ZM60 113L62 114L63 113V115H60ZM16 114H15V117H16ZM17 114V115H18ZM49 114V115H48ZM56 114V115H55ZM68 114H66V117H67V115ZM95 114V115H94ZM167 115V116H165V118H166V122H165V120H163L164 119V115ZM223 114H226L225 116L223 115ZM27 115V116H26ZM42 115H44L43 117H42ZM223 115V116H222ZM230 117H229V116ZM261 115H263V119H262V116ZM1 116V115H0ZM22 116L24 117V118H22ZM29 116V117H28ZM63 116V119H62V121L61 122H64V124L62 125V124H60V126L62 127V129H63V127H64V129L63 130H65V127L68 125V122H66L65 121V119H67L66 117H64ZM69 116V115H68ZM107 116H109V115H107ZM136 116V115H135ZM163 116V117H162ZM243 117L244 116V118H243V120L244 121H242V118L241 117ZM246 116H247V118H246ZM5 117V116H4ZM36 118L37 119V121H38V119L39 118ZM96 117V118H95ZM134 117V116H133ZM223 117V118H222ZM228 117H229V119H228ZM241 118V122H239V124H238V126L237 125H235L234 123H238V121H239V119L238 118ZM26 118V119H25ZM51 118H53V119H51ZM56 118H57V116H56ZM69 118V117H68ZM103 118H105L104 120H103ZM135 118V117H134ZM134 118L132 119V120H134ZM227 118V119H226ZM235 118V119H234ZM36 119H34L35 121H36ZM42 119H43V121H42ZM51 119V120H50ZM59 119H57V120H59ZM73 119V120H72ZM94 119V120H93ZM100 119H102V120H100ZM108 119V118H107ZM106 119V120H107ZM130 119V118H129ZM128 119V120H129ZM138 119V118H137ZM137 119H135L136 120V122L138 121ZM168 119V120H167ZM220 119V120H219ZM222 119H224V120H222ZM234 119V120H233ZM261 119V120H260ZM3 121V118L2 117H0V124H1V122ZM28 120V122H30ZM97 120V121H96ZM98 120H100V122H98ZM134 120V121H135ZM192 120V121H191ZM219 122H217V121ZM233 120V121H232ZM238 120V121H237ZM263 120V121H262ZM4 121L6 122V117L4 118ZM53 121V122H52ZM131 121V120H130ZM133 121V122H134ZM169 121V122H168ZM223 121H224V123H225V121H228V122H226V123H228V124H230L231 122V126L232 127H234V128H232V130H231V126L230 125H226V123H225V125L227 126V127H225V125H222L221 123H223ZM234 121H236V122H234ZM5 122H3V123H5ZM7 122H9L8 120H7ZM27 122V121H26ZM53 124H52V123ZM65 122L67 123L66 124V126H65ZM98 122V123H97ZM132 121H131V123H132V126L131 125H128V126H126V131L128 132V134H125L124 135V132L122 133V135L123 136H127L128 137V135H129V138H123V136H121L122 137V139H123V141H122V139H120V141L118 142L119 143V145H118V143H117V145L115 144V146H119V147H116V148H121L122 147V145H124L123 146V149L121 148V150H122V152H127L130 148H132V150H134V148H136V142H134L133 144H131L130 142H132V141H134V140H132L133 138H130V136H132L131 134H130V131H131V129L133 128V126H134V123H135V126H134V128L136 127V129L138 128L137 127V123L139 122H134L133 123ZM175 122V121H174ZM262 122V123H261ZM70 123H69V128H70ZM89 123H90V127L91 128H89ZM100 123H102V124H100ZM166 123H169V126H167L166 125ZM187 123V124H188ZM215 123V124H214ZM6 124V123H5ZM8 124H10V123H7V125ZM13 124V123H12ZM39 124H41V126L39 125ZM81 124V125H80ZM83 124H84V126H83ZM91 124H93V125H91ZM98 124H99V129L97 128V126H98ZM139 124H140V122H139ZM138 124V125H139ZM146 124V123H145ZM95 125H97V126H95ZM164 125V126H163ZM216 125H218V126H216ZM262 125V128H260V126ZM12 127H10V128H8V130H7V132L5 131H0V170L2 171V173H4L5 175L4 176H6V177H4V179H0V186H1V184L2 185H4V182H6L7 184L9 183V181H12V183H11V185L14 187V185L16 186V191H18V193H20V192H22L21 193V195H19L15 190V193H14V191H12L11 190V188H12V186L11 185H9L8 187H7V184L6 185H4V186H1L0 188L2 189V187H4L5 189H7V190H9V191H7V190H5V189H3L4 191H5V194H6V197L5 198H8L9 197V203L11 202V203H13V202H18L17 201V199H16V201H15V198L19 195L20 197H22L21 199H19L18 198V200H22V199H25V200H27V199H29L30 197H32L30 200H32V202L34 201V199H36L37 197H38V192L40 191V190H42L43 191V189H44V191L47 189V187H48V189H50L51 187H52V184L53 183H55V184H53L55 187L57 186V187H59V182L58 181H60V180H62V178L64 177V175H63V173L61 174V175H63V176H61L62 178L61 179H59V177H60V175H58L57 173H56V175L54 174L55 173V171H56V169L59 167L58 166V164L57 163H60V160H59V154H53L52 156H51V159H50V155H49V153H52L51 151H49V152H47V151H45L44 152V150L43 151H41L42 149H39V151H41V153H40V155H39V157H40V160H37V162H34L33 160L31 161V159H29V158H23V157H21V156H19V154L16 152L17 150H16V148L14 147V144H15V142H17V138H16V135L15 136H12V135H14V133H16V130H14V129H16L17 127H16V125H11ZM82 126V127H81ZM87 128H86V127ZM216 126V127H215ZM224 126V127H223ZM235 126H237V127H235ZM9 127V126H8ZM16 127V128H15ZM92 127H93V129L95 128V130H98V131H92L93 129H92ZM131 129H130V128ZM145 128V126H141V128ZM168 127V128H167ZM230 129H229V128ZM11 128H13V129H11ZM68 127H66V130H69V129H67ZM89 128V129H88ZM103 129H101V130H104L106 127H102ZM140 128V129H141ZM165 128H166V131H165ZM226 128L227 129H229L228 131H226ZM1 129V128H0ZM12 130V132H11V130ZM76 129H77V131H80L81 132V130H83L81 133H79V132H77L76 131ZM92 129V130H91ZM170 129V130H169ZM217 129H218V131H217ZM222 129H225L224 131L222 130ZM2 130V129H1ZM10 130V131H9ZM66 130H65V132H66ZM70 130H72V126H71V128H70ZM88 130V131H87ZM106 130V129H105ZM104 130V131H105ZM153 129H150V131H152ZM170 131V133H169V131ZM33 131H35L34 130V128H33ZM90 131H92V132H90ZM104 131H101V132H104ZM158 131H160V132H158ZM222 131V132H221ZM225 131H226V133H225ZM45 132H46V134L47 135H45ZM57 132H58V134H57ZM56 132V135H59L60 133H62L63 131H61L60 133H59V131H57ZM77 132V133H76ZM86 134H85V133ZM94 132V133H93ZM127 132H125V133H127ZM162 132V133H161ZM165 132L167 133V136H166V134H165ZM172 132H173V134H172ZM178 132V133H177ZM217 132H218V134L220 135H217ZM9 134V136H7L8 134ZM12 133V134H11ZM64 133V132H63ZM63 133H62V137H65L64 135H63ZM74 133V134H73ZM75 133L77 134L75 137L73 136V135H75ZM79 133V134H78ZM90 133H93L94 134V136L92 137L91 136V134ZM96 133V134H95ZM160 133V134H159ZM176 133V134H175ZM222 133V134H221ZM5 134V135H4ZM81 134V135H80ZM84 134H85V138L83 139V136H84ZM92 134V135H93ZM153 134H155V135H153ZM159 134V135H158ZM163 134V135H162ZM165 134V135H164ZM170 134V135H169ZM179 134H181V135H179ZM13 137V139H11V136ZM45 135V136H44ZM98 135H100L99 133H98ZM149 135V136H148ZM174 135V136H173ZM175 135H177L176 137H175ZM5 136H7V138L5 137ZM17 136H19V135H17ZM53 139L56 137L57 138V136H55V134H53ZM81 136V137H80ZM161 136H163V138L161 137ZM165 136V137H164ZM60 137V136H59ZM62 137H60V140L62 139ZM120 137V138H121ZM155 137V138H154ZM178 137H180V138H178ZM15 138V139H14ZM40 138H41V140H40ZM50 139H52V133H51V136L49 137ZM78 138L76 139V140H78ZM94 138V139H93ZM151 138V139H150ZM153 138V139H152ZM162 138V139H161ZM169 138V139H170ZM174 138H176V139H174ZM9 139V140H8ZM83 139V140H82ZM91 139H89V140H91ZM128 139V140H127ZM132 140V141H130V140ZM173 139V140H172ZM14 140H16V141H14ZM57 140V139H56ZM60 140H57L58 142H61ZM160 140H156V142L158 141H160ZM177 140V141H176ZM14 141V142H13ZM30 141V140H29ZM29 141H28V143H29ZM32 141H33V138H32V140H31V144H33L32 143ZM176 141V142H175ZM201 141H203V143L201 142ZM27 142V141H26ZM57 142V143H58ZM121 142H123L122 144H121ZM128 142V143H127ZM170 142V143H171ZM11 143H12V145H11ZM24 143H25V141H24ZM38 143V142H37ZM43 143V142H42ZM110 143L111 142H108L107 143V145L109 144L110 145ZM202 143V144H201ZM26 144V143H25ZM131 146H130V145ZM197 144V145H196ZM199 144V145H198ZM42 146V144H40L39 143V145L37 144V146ZM108 145V146H109ZM125 145H127V146H125ZM129 145V146H128ZM135 145V146H134ZM171 147H170V146ZM196 145V146H195ZM10 146V147H9ZM114 146V145H113ZM128 149H127V148ZM169 147V148H168ZM202 148V149H200L199 150V148ZM10 148V149H9ZM13 148H15V150L13 149ZM41 148H43V147H41ZM126 148V149H125ZM166 148L168 149V150H166ZM194 148V149H193ZM232 148H234V149H232ZM236 148V149H235ZM8 151H7V150ZM189 149H191L190 151H189ZM118 151H119V149H117ZM120 150V151H121ZM125 150V151H124ZM131 150V149H130ZM131 150V151H132ZM194 151V152H193ZM47 152V153H46ZM129 152V151H128ZM166 152V153H165ZM187 152L188 153H190V155H188L187 154ZM199 152H200V154H199ZM46 153V154H45ZM145 153H147V152H145ZM143 154L142 156L144 157V159H145V157H146V159L148 160V157H150L149 158V164H152V162L153 161H151V163H150V160H152V156H147L148 154L150 155V153L148 152V154L146 155V154ZM192 153V154H191ZM43 154H44V156H43ZM49 155V156H46L45 157V155ZM65 154V153H64ZM170 154H172L171 156H170ZM14 155V156H13ZM15 155H16V157H15ZM43 157H42V156ZM55 155H57L58 157H56ZM68 155V154H67ZM70 155V154H69ZM196 156V157H195ZM13 157H15L14 158V160H15V163L16 162H18L19 160H21L20 162H18V163H16L17 164V169L15 170V164H13L12 165V162L11 161H13ZM17 157H20V158H17ZM41 157H42V160L43 161H41ZM140 157V156H139ZM139 157H138V161H137V157L136 158H133L134 159V164H133V162H131L132 163V165H135V167L136 168H138V163L140 164V163H142L141 162V159H143L142 157L140 158V160H139ZM167 157V159H169ZM188 158V160H187V158ZM197 157H199V158H197ZM58 158V159H57ZM17 159V160H16ZM45 159V160H44ZM53 159V160H52ZM143 159V160H144ZM180 159V160H181ZM197 159L200 161H198L197 162ZM48 160V161H47ZM53 161V162H55L56 161V163H55V165L53 164V162L52 163H50V161ZM147 160H145L146 162H145V164H144V161H143V163H142V165L144 166V165H147V167L149 168L150 166H148L149 164H146L147 163ZM4 161V162H3ZM38 161L39 162H41L42 163V165H41V163H38ZM45 161H47L46 163H45ZM58 161V162H57ZM135 161H137V162H135ZM167 161H169V163H170V159L169 160H166V163H167ZM187 163H186V162ZM197 163H196V162ZM172 162H174V161H172ZM171 162V163H172ZM180 162V161H179ZM194 162V163H193ZM4 163V164H3ZM27 163H29V164H27ZM31 163V164H30ZM37 163V164H36ZM188 164L189 166H188V168H187V166H186V164ZM198 164L199 166L201 165L202 167V172L201 171H198V172H194L193 173V170L194 171H197V169H191L190 171L188 170L190 167L192 168V167H195V168H197L196 166H194V164ZM199 163H201V164H199ZM38 164H40V166H42V167H44V169L41 167V169L39 170V171H45V173H44V171H43V173H41V175L43 176L44 174H45V176H43V178L45 177L47 180L49 179L50 180V182L52 183V184H49L50 182H49V180L48 181H46V183H45V181H44V179L43 180H40V179H38V180H40V181H37V183H39V182H41V181H43L42 182V184L44 183V185H42L41 183H40V187L41 186H45V187H41V188H43V189H38L39 188V185L37 184H35V181H36V179H34V177L35 178H37L38 177V175H36V174H34V172L36 173V168L38 167L37 165ZM46 164V165H45ZM48 164V165H47ZM50 164H52V166L50 165ZM154 164H155V166H154ZM179 164V163H178ZM195 164V165H196ZM2 165V166H1ZM24 165H28L27 167L28 168H30L29 169V171L30 172H32L34 175H32V173H31V175H29V177H28V175H27V173H26V175L25 174H23L24 173V170H23V168H22V166L24 167ZM43 165H45V166H43ZM60 165V164H59ZM141 164L139 165V167L141 168V166H142ZM197 165V166H198ZM6 167V169H5V167ZM12 166H14V168L12 167ZM39 166V167H40ZM154 166V167H153ZM26 167V168H27ZM48 168L49 170L48 171H46V168ZM51 167V168H50ZM145 167V166H144ZM160 167V166H159ZM20 168V169H19ZM34 168H35V171H34ZM53 168V169H52ZM140 168H138V170L137 171H144V172H146V173H148V174H150L151 176L152 175H155V172H156V174L160 171V173H158L161 177L162 176H164L165 174L166 175H169V174H167V172H165L164 171V169L166 168L167 169V167H164V168H162L161 170H160V168H158V169H155V168H157V164L156 163H154L153 162V165H152V168H151V171H150V169L148 170V168H144L143 169V167H142V169L143 170H141ZM168 168H169V166H168ZM178 168V169H179ZM200 167H199V169H201ZM206 168V170L207 171H211V173L210 172H206V171H204L203 169H205ZM43 169V170H42ZM55 169V170H54ZM155 169V170H154ZM198 169V170H199ZM148 172H147V171ZM1 171H0V175L2 176V173H1ZM38 170H37V172H39ZM52 171H54L51 175L53 176V178L48 174V173H51ZM165 172V173H162V172ZM183 171H184V168H183ZM182 171V172H183ZM48 172V173H47ZM149 172H151V173H149ZM190 172H192L193 173V175H194V177L196 176V174L199 176V174H202L203 172H206V173H209V175L210 174H212V178L213 179H211V177H209V175L208 174H206V175H208V179H205L204 177L206 176H204V177H200L199 176V178H201V179H197V177H196V181L198 180L199 182L197 183L196 181H195V178L194 179H192L191 180V178H193L191 175V177H189V173ZM201 172V173H200ZM215 172V173H214ZM40 173H39V175H40ZM98 173H100V171L98 172ZM97 173V174H98ZM186 173H188V175L186 174ZM214 173V174H213ZM216 173H217V175H216ZM47 174H48V176H47ZM54 174V175H53ZM116 174L117 175H119V173H117L116 172ZM147 174V175H148ZM24 175H25V177L27 176V181H28V183L31 185H28L27 183H26V178L24 179L23 177H24ZM149 175V176H150ZM184 175V176H185ZM204 175V173L202 174V176ZM214 175H216V176H214ZM30 176L32 177V180H31V178H30ZM59 176V177H58ZM148 176V177H149ZM3 177V176H2ZM15 177H17V182L16 183H14V181H15ZM20 177H22L23 178V181L25 182H23L22 183V180H19V179H22V178H20ZM48 177V178H47ZM51 177V178H50ZM166 177V176H165ZM188 177L190 178L189 180L191 181V185L189 184V182H188V184H187V181H188ZM207 177V176H206ZM19 178V179H18ZM30 178V179H29ZM204 178V179H203ZM210 178V179H209ZM11 179V180H10ZM12 179H14V180H12ZM54 179H56V180H54ZM147 180H148V178H146ZM145 179V181H147ZM3 180V181H2ZM33 180H35L34 182H33ZM53 180V181H52ZM150 180V179H149ZM151 180H152V178H151ZM150 180V181H151ZM194 180V181H193ZM8 181V182H7ZM145 181H144V186H147L148 184H150V181H148L149 183L148 184H146L145 183ZM186 181V182H185ZM260 181H261V183H260ZM32 182L35 184V185H33L32 184ZM49 182V183H48ZM58 182V183H57ZM192 183H193V187H196V185L197 186H199V189L197 190V192H195L194 190H196V189H194L193 190V192H192V194L190 193L191 192V190L189 191L188 190V185H190V189H191V186H192ZM197 183V184H196ZM14 184V185H13ZM17 184V185H16ZM58 184V185H57ZM152 184V183H151ZM194 184H195V186H194ZM198 184H200V185H198ZM47 185V186H46ZM50 185H51V187H50ZM33 186V187H32ZM53 186V189H50V190H52V191H54V192H52V193H59V191H58V188H55ZM152 186H153V184H152ZM151 186V187H152ZM182 186H184V187H182ZM201 186V187H200ZM19 187L21 188V190H20V192H19ZM15 188V187H14ZM157 188V187H156ZM198 188V187H197ZM228 188V189H227ZM237 188V192L238 191H241L240 192V195H238L239 193H236V192H234V191H236V190H234V189H236ZM0 189V196L2 197L3 196V194H4V192H3V190H1ZM13 189V188H12ZM55 189H56V191H55ZM147 189H148V187H147ZM153 188H151V190H152ZM155 189V188H154ZM182 189V190H181ZM262 189V190H261ZM39 190V191H38ZM143 190V189H142ZM184 190V193L183 192H181V191H183ZM130 191V190H129ZM141 191V190H140ZM149 191V190H148ZM152 191H154L155 192V190H152ZM161 191H163V193L164 194H167L168 195V192H167V190H166V188H165V190L163 189V190H161ZM161 191H159L158 190V192H160V195H161V197H160V195L159 194H157L156 196H158V197H156L157 198V200H160V202L161 201H164L165 199H167L168 197L166 196L165 197V195H163V193L161 194ZM165 191H166V193H165ZM232 191V192H231ZM8 192V193H7ZM34 192H37V193H34ZM50 193H51V191H49ZM49 192H47L46 193V195H49L50 196V193ZM154 192H153V194H154ZM157 192V193H158ZM218 194V196H216L217 194ZM34 193V195L36 196H34L33 197V194ZM49 193V194H48ZM129 193V194H128ZM146 193V195H147V197H149V198H147V197H145V198H147L146 200H150V199H152V197L150 198V193H148L147 194V192H144V194ZM213 193V194H212ZM221 193H223L222 195H221ZM244 195H243V194ZM4 194V195H5ZM15 194H18L17 196L15 195ZM25 194H27V196H25ZM29 194V195H28ZM30 194L32 195V196H30ZM40 194V193H39ZM127 194L128 195H130L131 194V191L130 192H127ZM134 192H132V194L131 195H133V197L131 196V197H129V198H127V199H129V201H130V199L132 198H134L135 197V200H137V201H135L134 199V202L131 200V203H134V204H132V206H133V209H136V207L138 208V209H136V210H139V212H143L141 215L143 216V218H145V220L143 221L142 219L143 218H141L142 216L140 215V214H138V213H136L135 215H136V217H135V219H138V217L139 218H141L140 219V221H139V219L137 220V221H139L138 223L137 222H135V223H137V225L139 226L138 228L139 229H137V230H139V231H144V230H141V229H145V231L143 232V234H142V236H143V238H144V241H145V239H147L148 238V236L150 237V235L155 231L154 229H158V230H156L155 231V233H153L152 234V237H156L157 239L159 238H162L163 239V241H169V240H171L172 239V232L174 231V229L172 228V227H174L173 225L171 226V231L169 230V228L168 227H170V226H165L164 225V228L163 227H157V225L155 226V225H153L154 224V222H151L152 221V219L154 220V217L156 218V217H158V215L160 214V212L162 211V213L159 215V217L160 216H162V215H166L167 214V212L169 211L168 209L170 208H167V204L165 205V202L166 203H168L167 201H164V202H162V203H157L156 205H155V213L156 214H153L154 212L151 210V211H149V209L147 208L148 206H149V204H148V206L145 208L144 207V205H145V201H144V194L142 195H140V193H138L141 197H140V203H139V198H138V196L135 194V196H134ZM214 194H216V195H214ZM235 194L236 195H238L239 197H237L236 198V196H235ZM8 195V196H7ZM52 195V194H51ZM54 195V194H53ZM145 195V196H146ZM181 195H182V197L183 198H181ZM211 195H213V197L211 196ZM219 195H220V197H219ZM16 196V197H15ZM18 196V197H19ZM125 196H127V195H125ZM153 196V195H152ZM230 196V197H229ZM240 196H242V199H241V197ZM54 196H52L50 199H49V202H52V201H50L52 198H53ZM204 199H203V198ZM212 197V198H211ZM217 197V198H216ZM235 197V198H234ZM4 197H2L1 199H3ZM4 198V199H5ZM11 198V199H10ZM14 198V199H13ZM126 198V197H125ZM142 198V199H141ZM154 198V197H153ZM179 198H181V199H179ZM232 198V199H231ZM238 198H239V200H238ZM0 199V200H1ZM13 199V200H12ZM54 199V198H53ZM52 199V200H53ZM194 199H196V203H194L195 201H194ZM203 199V200H202ZM213 199V201H211ZM216 199V200H215ZM237 199V201H238V203H236L234 200H236ZM141 200H143V202H141ZM200 200V201H199ZM230 200H232V201H230ZM254 200V201H253ZM262 200V199H261ZM7 201V200H6ZM7 201V202H8ZM108 201H110V200H108ZM182 201V200H181ZM192 201V202H191ZM209 201H211V202H209ZM253 201V202H252ZM35 202V201H34ZM112 202H114V201H112ZM111 201L110 202H106L105 203V209H107V211L108 210H111V209H109L110 208V206H112V208H116L117 206L114 204V203H112ZM138 202V203H137ZM214 203V206H213V203ZM42 203H44V202H42ZM42 203H40V204H42ZM109 203H110V206H109ZM135 203H136V205H135ZM142 203H144L142 206L143 207H141L140 205H137V204H142ZM210 203V204H209ZM215 203H217V206H215ZM49 206V207H51V206H53V205H50V204H48L47 202L45 203V204H42V205H39L38 207H40V208H42L43 207V205H45L46 207H48L47 205ZM112 204H114V206L115 207H113V205ZM159 204V205H158ZM192 204H194V205H192ZM222 204V205H221ZM162 205V206H161ZM201 205V206H200ZM258 205V206H257ZM44 206V207H45ZM136 206V207H135ZM146 206V205H145ZM153 206H154V204H153ZM158 206H161V207H158ZM164 206H166V207H164ZM169 206V205H168ZM191 206H189L190 208H192ZM262 207L263 206V208H261L262 209V211H261V209L259 210L258 208L259 207ZM107 207V208H106ZM140 207V208H139ZM150 207V206H149ZM157 207V208H156ZM189 207H188V209H189ZM258 207V208H257ZM39 208V210L37 209V212L39 211V213L40 212H42L41 213V215H42V217L41 218H43L44 217V215H45V213H46V209H50V208H43V210H44V212H43V210L42 209H40ZM118 208V207H117ZM142 208V209H141ZM166 208V209H165ZM141 209V210H140ZM144 209V210H143ZM158 209H159V211H158ZM162 209V210H161ZM256 209H258V210H256ZM58 210V209H57ZM57 210L55 211V212H57ZM113 210V209H112ZM135 210V211H136ZM143 210V211H142ZM164 210H166V211H164ZM172 210V209H171ZM28 211V210H27ZM27 211H24V212H26L27 213ZM31 211H34V212H32L33 214H34V217H33V214L32 213H30ZM31 211H29V213H27V214H29V216L27 217V214L25 213V216H24V213L23 212H21V213H19V217L21 216V217H23L24 216V218L25 217H27L28 219H29V221H28V219L27 218H25V220H26V223H27V221H28V223H27V226H28V228L30 227V229L32 228V229H34L33 231H34V235L35 236H33V240L36 242L35 243V245H40V243H42V239H41V235H40V238H38V234H39V232H40V230L41 229H44V233H50V235L52 236V238H54V243H51V246L53 247L52 248V252H54L55 253V256H53L51 253V255L52 256H50L49 254V257H47L45 254H41L40 256H41V258H42V260H43V262L45 263V264H74L73 263V261L75 260L76 261V259H74L75 257L73 256V260L72 261H70V259H72V253L70 252L72 249H71V247H72V242L69 244V242H68V240H67V242H63L62 241V235L60 234V232H57L56 230V234L55 233H53V232H55V231H53V227L52 226H50V225H47L46 223H43L42 221H41V219H38V220H34V218H36V216L35 215H37L38 214V216H41L39 213H37L35 210H31ZM48 211H50V210H48ZM51 211H52V209H51ZM198 211V212H199ZM35 212H36V214H35ZM64 212V211H63ZM138 212V211H137ZM144 212H149L148 213V215L149 216H146V213L144 214ZM153 212V213H152ZM173 212V213H172ZM171 213H170V215L172 216L174 213H176L175 211H172ZM210 213H211V215H210ZM31 214V215H30ZM58 214V213H57ZM138 214V215H137ZM144 214V215H143ZM61 215H63V214H61ZM141 217H140V216ZM150 215H153V216H151V218H150ZM176 216H177V214H175ZM175 215H173L172 217H175ZM200 215V216H199ZM247 215H248V217H247ZM37 216V218H40V217H38ZM46 216V215H45ZM146 216V217H145ZM178 216H179V214H178ZM178 216H177V220H178ZM190 216V215H189ZM189 216H187V218H189ZM209 216V217H208ZM218 216H220V219L218 218ZM19 217H18V219L17 220H19ZM31 217H33V220H31L32 218ZM147 217H148V219H147ZM180 217H182V215H180L179 216V219H180ZM202 217V218H201ZM214 217V219H212ZM216 217V218H215ZM200 219L201 218V220H200V222H199V220L198 219ZM203 218H204V220L206 221V222H204L203 223ZM147 219V220H146ZM176 219V218H175ZM209 219H211L212 221L210 222V220ZM218 219V222H215L216 220ZM231 219V220H232ZM31 220V221H30ZM193 220H195V219H193ZM215 220V221H214ZM250 220H252L251 222H250ZM37 221V222H36ZM40 221L43 223V224H41L40 223ZM135 221V220H134ZM148 221V223L150 222L151 223V227H153V228H151V227H149L148 225H145L146 224V222ZM208 221V222H207ZM214 221V222H213ZM201 222L203 223L202 224V226H201ZM31 223H33V225H31ZM39 223V224H38ZM134 223V224H135ZM144 223V224H143ZM205 223H206V225H205ZM214 223V224H213ZM215 223H216V225H215ZM217 223H218V225H217ZM44 224H45V226H44ZM155 224H156V221H155ZM176 224H179V222H177ZM38 225H42V226H44V227H42L41 226V228L38 226ZM128 227H130V225H132V224H130V223H128ZM140 225L142 226V228L140 229ZM145 225V226H144ZM150 225V224H149ZM175 225V224H174ZM204 225V226H203ZM212 225H214L215 227L217 226V228H215L214 226H212ZM144 226V227H143ZM149 228H148V227ZM205 226H206V228H209V231H211L210 233H209V231L205 228ZM246 226V225H245ZM261 226V227H260ZM46 227H47V229H46ZM156 227V228H155ZM203 227V228H202ZM214 228L213 230L214 231H212L211 230V228ZM161 228V229H160ZM36 229V230H35ZM148 229V230H147ZM151 229V231H149ZM177 229L179 230V228L177 227ZM215 229H218L217 231L215 230ZM256 229H258V230H256ZM261 229V231H259ZM153 230V231H152ZM161 230H163V231H161ZM204 230V231H203ZM32 231V232H33ZM39 231V232H38ZM43 231V230H42ZM40 232V233H43V232ZM240 231V232H239ZM258 231V232H257ZM141 232V233H142ZM147 232H150V234H148ZM213 232V233H212ZM214 232H215V234L217 235V237H214V238H212L211 236H214L215 234H214ZM38 233V234H37ZM140 233V234H141ZM145 233H147L146 235H147V237L145 236ZM258 233V234H257ZM55 234V235H54ZM167 234V235H166ZM209 234H211L210 235V237H209ZM214 234V235H213ZM241 234V235H240ZM61 235V236H60ZM201 235V234H200ZM37 236V237H36ZM145 236V237H144ZM248 237V238H249ZM169 240H168V239ZM217 238H219V240L217 241L216 239ZM38 239V240H37ZM63 239H64V237H63ZM150 238H148L147 240H149ZM161 239V240H162ZM203 239V240H202ZM227 239H229V243H228V245H227V242H228V240ZM239 239V240H238ZM40 240V241H39ZM57 240V241H56ZM65 240V241H66ZM224 240H226V242H224ZM238 241H241V242H238ZM55 242H56V244H55ZM60 242V243H59ZM146 242V241H145ZM165 242V243H166ZM230 242H231V244H230ZM249 242V241H248ZM64 243V244H63ZM168 243V242H167ZM213 243V245L214 246H216V247H219L217 244L215 245ZM225 243V244H224ZM43 244H45L44 243V241H43V243L41 244L42 246H43ZM68 244V245H67ZM200 244H201V246L203 247H201L200 248ZM233 244V245H232ZM40 245V247H42ZM55 245H59L58 247L57 246H55ZM62 245V246H61ZM65 245L67 246V247H65ZM212 245V242H211V246H213ZM234 245V246H235ZM51 246H49L50 248H51ZM55 246V247H54ZM199 246V247H198ZM223 246V247H224ZM70 247V248H69ZM164 247L165 246H161V247H158L157 248V251H159V254H158V256H161V258L163 257L164 258V260L166 259L165 257V255L164 254H166V252H165V250L166 249H164ZM27 248V247H26ZM28 249V248H27ZM56 249H57V251H56ZM69 249V250H68ZM215 249V250H214ZM198 250V251H197ZM220 250V249H219ZM67 251H69V253H67ZM73 251V250H72ZM223 251V250H222ZM28 252V251H27ZM33 252H35V250L33 249ZM32 252V250L30 251L29 250V257H30V259L28 258V262L30 263V264H36V263H34L35 261H37V262H39L38 261V259L37 260H35V258H36V256H34V254L35 253H33ZM165 252V253H164ZM224 252V251H223ZM53 253V254H54ZM66 253L67 254H70L71 255V257H68V256H70V255H66ZM74 253V252H73ZM112 253H115L114 252V250L112 251ZM111 253V254H112ZM212 253V254H211ZM222 254V253H221ZM224 254V253H223ZM238 254V253H237ZM237 254H235V259L237 260V261H235L236 262V264H237V262H240V256L239 255H237ZM26 255V254H25ZM74 255V254H73ZM260 255V256H259ZM27 256V255H26ZM165 256V257H164ZM35 257V258H34ZM115 257V256H114ZM220 257H222L221 259H220ZM49 258V259H48ZM52 260H51V259ZM67 258H69V259H67ZM162 258V259H163ZM225 258V259H224ZM190 259V260H189ZM227 259V260H226ZM68 260V261H67ZM217 260V261H218ZM239 260V261H238ZM26 261V262H27ZM188 261H189V263H188ZM195 261V262H194ZM28 262H27V264H28ZM69 262V263H68ZM187 262V263H186ZM193 262V263H192ZM230 262V263H229ZM252 262V261H251ZM260 262H262V263H260ZM241 263H242V261H241ZM215 264V263H214ZM244 264V263H243ZM264 264V263H263Z\"/></svg>", "mask_w": 264, "mask_h": 264}, {"label": "bare ground", "instance_id": "obj_2", "mask_svg": "<svg viewBox=\"0 0 264 264\" xmlns=\"http://www.w3.org/2000/svg\"><path fill=\"white\" fill-rule=\"evenodd\" d=\"M26 0H24V2H25ZM31 1V0H30ZM30 1H28V3L30 2ZM33 1V0H32ZM36 1V0H35ZM39 1V0H38ZM42 1V0H41ZM116 1V0H115ZM128 2V4H126L125 2ZM133 0H131V2H130V0H121V3H124V6H126L127 5V8L128 9H130V8H132V9H130V10H128L126 7H123V9L124 8H126V11H127V13H129L130 14V12H131V10L132 11H134L135 9V6H133V5H136V6H138V7H136V11L137 12H139L140 10H142L141 8L143 7L142 5H141V8L139 7L140 5H138L137 4V2H136V4H134L135 2H132ZM137 1H139V0H137ZM151 2H153L152 0H150ZM159 0H157V2H158ZM164 1H167V0H164ZM171 1H173V0H171ZM176 1H178V0H175V1H173V2H175L174 4H176L177 2ZM179 1H181V0H179ZM182 1H184V9L186 8V7H188L187 9L188 10H186V11H184L183 13H184V15L183 16H180V18H181V20H179L180 18L178 17V15H180V11H179V8L180 7H182V5H180L179 3H181V2H179L178 4L180 5V7L177 5V8H176V11H175V9L174 10H172V9H170L168 6L166 7L167 9H169V10H172L173 12H177L178 13V11H179V14L178 15H175L176 13H173V15H175L174 17H178L179 19H178V22H177V24L175 23L176 21H175V19L172 17V21H171V23L169 24L166 20H164V21H166V22H163V21H161V20H163V18L162 19H160L159 18V16L161 17L163 14L160 12V9H159V6H162V5H160V4H158V3H162V2H158V3H156V5H148V7L146 8L145 6H144V11L142 12V16L143 15H146V19H149V18H151V21L153 20L155 23H153L152 25V27L151 26H148V27H146L147 26V23H148V21L149 20H147V22H146V29H143V33H144V31H145V35H142L141 37H140V34H139V37H134V36H136L138 33H134V30H137L136 28L134 29L133 28V32L131 33V35L129 34L128 36H127V34H126V38H127V41L128 40H130V39H128L129 38V36H130V38H131V36H132V39L130 40L131 41V43H129L130 41H126V39L124 38L125 36V34H123V36L124 37H122V39H120L119 38V40L120 41H124L126 44H124V42H123V44L120 42V44H122V45H126V46H123V47H127V43L128 44H130V45H128L129 47H127V48H130V49H132L133 50V54L129 57L128 55H125L126 57H125V59H123L125 62H127V63H125L123 60V63H122V65L123 66H125V64H126V66H128V65H130V68L129 69H127V67H126V69H127V71H126V74H125V76H124V74H123V77H125V81H123V82H125V84L123 85V82H122V78L120 79L119 78V76H118V78L121 80L120 82L122 83V85L124 86V88L122 89V91L121 90H118L119 92L121 91L122 93H118V96H117V94H116V96L117 97H113L112 99V101H110L109 102V100H108V102L110 103V105L112 106L109 110L110 111H112V112H109L107 115H109V116H107V115H105L106 113L104 112V111H102L103 113L102 114H100V116L102 117V115L104 114L105 115V117H106V119L105 118H103V120L105 119V121H104V123H103V125L104 124H106V125H104V126H102L101 125V127H100V131L99 132H96V131H98V130H95V128L93 129V127H92V131H95L96 133H97V135H95L94 136V132L93 133H90L91 134V136L93 137L94 136V141H92V139L90 138V136L89 137H87L88 135H86V138H85V134H84V136H83V139H84V141H83V144L81 143L80 144V142L78 143L77 141H79L80 139L78 138L79 137V135H77L76 133L77 132H79V133H81L83 130H81V132L80 131H77V129H76V133H75V135H73L74 137L76 136L77 138H78V140H76L77 138H71L72 136H69V135H71V134H69L68 136H67V134L65 135V133H67V132H69V131H73V117H70V116H72V115H70V114H68L70 111V109L68 110L69 112H66L65 110H63L62 112L64 113V112H66L65 113V116L63 115V113L61 114L60 113V115H63L64 117H66V114H68L67 115V119H65V121L66 122H68V125L66 126V122H65V126L66 127H68L67 129H69V130H66V127H65V130H66V132H65V130H63L64 129V127H63V129H62V127L60 126V124H64V122H61L62 121V119H63V116L59 119V117H58V115H56L57 116V118H56V116H55V118H54V124H55V130H56V132L57 131H59V133L61 132V131H63L62 133H63V135L65 136V137H62V133H60L59 135H56V132L55 133H53V127L54 126H52L51 127V125H50V128H51V133H52V139H50L49 137L51 136V133H49L50 134V136H48L47 138L46 137H44V139H43V135H41L42 133H43V130L41 129V128H44V127H41L40 129H39V126H38V123H44V121H43V119H42V121L43 122H41V116H39L38 117V115H37V117L39 118L38 119V121H37V117L36 118H33L32 117V115L30 116V119H31V121L29 120V118L27 119V120H23V119H17L18 117L17 116H19L20 117V115L23 113L24 115H25V112H26V109H27V107H25L24 108V106L26 105H22L23 107L22 108H19V106L21 105V103L23 102V101H25L28 97H25V98H23V96H25V95H23L25 92H24V87L25 86H27L28 84H27V82H29L30 80L31 81H34V79H30V77H28V74H27V80L29 79V81H27L26 80V84L27 85H25V79H24V77H21L20 75H19V78L21 77V78H23V79H21V80H23L22 81V83L25 85H21L22 83H20L19 85H21V86H18L19 88H21L22 90H23V92H22V90L20 91V93H23L22 94V96H21V94H20V96L22 97V100H21V98L19 99V100H21L20 102H18V98H17V96H18V94H17V96H15L16 97V99H15V97H14V99H15V101H17L18 102V104L17 103H15V101H14V99H13V96L15 95H13L12 96V99H13V101H14V104H13V101L12 100H9V101H11V103H12V105H14V106H12V108L11 109H13V112L15 111V110H17V111H21V114L19 115L18 113V115L16 114V117H15V114H13V113H10V110H9V112H8V107L11 105L10 104V102H9V106H6L8 103H6V105H4L5 103H3V105H1L2 103V100H3V98L2 97H4V96H2V97H0V98H2V99H0V105H1V107H0V117H2L3 118V121L1 122V124H0V128L2 129H0V131H6L7 132V130H8V128H10V127H12L11 125H16V129H14V130H16V133H14V135H12V136H15L16 134L17 135H19V136H17L16 135V138H17V142H15V144H14V147L16 148V152L19 154V156H21V157H23V158H29V159H31V161L33 160L34 162H37V160H40V157H39V155H40V153H41V151H43L44 150V152L45 151H47V152H49V151H51L52 153H49V155H50V159H51V156L53 155V154H59L58 156H59V160H60V163H57L58 164V168L56 169V171H55V175H56V173L58 174V175H60V177H59V179H61L62 177L61 176H63L64 175V177L62 178V180H60V181H58L59 182V187H55L53 184H55V183H51L50 182V180H49V184H52V187H51V185H50V189H53V186L55 187V188H58V191H59V193H52V192H54V191H52V190H50V189H48V187H47V189L44 191V189L43 188H41V187H45V186H41L40 187V183L42 184V182L43 181H41V182H39V183H37V181H40V180H43L44 179V181L46 180V181H48L45 177L43 178V176H45V174L42 176L41 175V173H43V169H44V167H42V166H40V164H38L37 166V170L39 171L40 169H41V167L43 168L42 170L43 171H39V172H37V170H36V173L34 172V174H36V175H38V177L37 178H35L34 177V179H36V181L35 180H33V182L35 181V184L37 185H39V188L38 189H43V191L42 190H38L39 192L37 193V192H34V193H37L38 194V197L36 198V199H34V201L32 202V200H30L32 197H30L29 199H27V200H25V199H22V200H18V198L19 199H21L22 197H20L19 195H21V193L22 192H20V190H21V188L19 187V192L20 193H18V191H16L17 189H16V186L14 185V187L11 185V183H12V181H9V183L7 184L6 182H4V185H6L7 184V187L9 186V185H11L12 186V188H11V190L12 191H14L15 189V191L19 194H15L16 196V198H15V201H16V199H17V201L18 202H13V203H9V197L8 198H5L6 197V194H5V191L3 190V189H5L4 187H2V189L1 190H3V192H4V194H3V196L2 197H4L3 199H1L2 197L0 196V264H27V260H28V258L30 259V257L28 256L29 255V250L31 251L32 250V252H33V249L35 250V252H33V253H35L34 254V256H36V258H35V260H37L38 259V261L39 262H37V261H35L34 263H36V264H45L44 262H43V260H42V258H41V254H45L47 257H49V255L50 256H55V253L54 252H52L53 250H52V246H51V243H54V238H52V236L50 235V233L48 234V233H44V229H41L40 230V232L42 231L43 233H40L39 231V234H38V238H40V235H41V239L44 241V243L45 244H43V246L41 245L42 243H43V241H42V243H40V245L42 246V247H40V245H35V241L33 240V236H35L34 235V229H30V227L28 228V226H27V223H28V221H29V219L27 218L28 216H29V214H27V213H29V211H31V210H35L36 212H37V209L39 210V208L41 207H38L39 205H42V204H45L46 202L48 203V204H50V205H53V206H51V207H49L47 204V206L48 207H46L45 205H43V207L42 208H40V209H42L43 210V208H50V209H46V213H45V215H44V217L43 218H41L42 217V215H41V213L42 212H40L39 213V211L37 212V213H39L41 216H38V214L37 215H35L36 216V218H34V220L36 219V220H38V219H41V221L43 222V223H46L47 225H50V226H52L53 227V231H57V232H60V234L62 235H60L61 237H62V241L63 242H67V240H68V242H69V244L72 242V247H71V249L73 250H71L70 252L72 253L71 255H72V259H70V261H72L73 260V256L75 257L74 259H76V261L74 260L73 261V263L74 264H185V258L188 256V254L190 253V251L194 248L195 249V245H196V243L197 242H200L201 240L199 239V237H201L202 238V233H200L198 236H197V231H199L201 228H199L200 226H199V224H198V221L196 220V218H193V219H195V220H193V219H190V217L191 216H194V215H196L197 213H199L200 215H201V213H200V211H201V208L202 207H207L208 205H205V206H203V204L202 203H204L205 201H207L208 199L206 198L207 196H205L204 198H205V201L204 202H198V203H200L201 205H202V207H200V211H199V208H197L198 206H199V204H197L198 206L196 207V204H195V208H193V206H191L190 204V197H192L193 196V198H195V196L199 193V192H201V191H199L198 193H193V195H191L190 197H188L189 196V194H187L186 192V187H187V185H185V187L184 186H182V187H184L185 189V194H183V197L185 198H189V200L188 199H186L187 200V202L188 203H190V204H187V202L186 201H184L183 199V197H182V195H181V198H183V199H181V198H179V199H181V200H177V198L178 197H180V196H178V195H176V193H177V191H176V189H178V188H180L179 186H181V185H184L185 183H183V178L184 177H186V175L184 174V172H186L187 170L185 169V167H183L184 168V171H183V168H182V166H180V168H179V166L177 167V165H180V163H183L182 162V159L180 160L179 158L177 159V160H179V161H176V160H172V161H174V162H172L171 161V159L173 158V157H171V158H169L168 156V158L170 159V163H169V161H167V163H166V160H169V159H167V157L166 158H164L165 159V162H164V160H162L163 159V157H162V155L161 154H163L164 156L166 155V154H164V151L162 152L161 150H164L165 149V147H167L168 145V142H169V144L171 145V144H173L172 142H171V138H172V136H171V138L170 137H168L167 136V133L165 132V134H166V136L167 137H165L162 141L160 140V139H158L159 137H157V139L156 140H160L159 142L157 141L156 142V140H154L153 141V143H149L148 141H149V137H147V133L146 132H148L149 134H151L150 132H153L154 130H155V133H156V130H158L160 127L162 128V125H160V123L161 122H159V120L158 119H160L158 116H161V115H158L156 118L154 117V119H152L153 117H151V114L152 113H156V111H158L160 108L159 107H161V106H163V104L165 105L164 107H165V111L164 112H166V114L168 113V116H169V118H170V124H172L171 123V119L172 120H174V121H172L173 123H175V127H176V131H180V133H184V132H186V129H187V127H188V125H190L189 123H192V122H186L187 121V118L185 119V118H183V117H181V115H180V117H179V114H181L182 112V110L180 111V113H178V114H176L177 113V110L179 111L180 110V108L178 109L177 108V110H174V108L175 107H173V105L174 104H177L176 102H174L175 101V99H171V101H170V94H171V92L170 91H167V90H169V89H171V87H172V89H175V88H173V86H171V87H169V89H167L168 88V86L165 88L164 87V84H162L163 82H162V80L164 81V80H167L168 81V79L169 80H171V77L173 78V76H174V79L176 78H178L177 79V81H175V82H178V80H180L179 79V77L180 76H182L183 77V73H184V71H188V69L187 68H183L184 66H186L184 63L185 62H187V61H189V56L190 55H192V54H190V53H193V55H194V52H195V50L194 51H192V52H190L191 50H193V49H199V47L200 46H202L203 47V45H205L206 44V42H213V43H211L212 45H211V47L212 46H214V48H215V45H214V41H213V39L215 38V35L218 37V35H217V33H213L214 34V38L209 34V32L207 31V32H204V31H202L201 29H197L198 27H196V26H194V28H195V30L197 29V31H195L196 32V36H194L192 39L191 38H189V39H185L184 37V39L182 38V36L179 38V40H180V42L182 43L183 42V40L185 41H187L188 43L185 45V48H186V50L184 49V47L182 46V44L181 45H179L178 46V44L177 43H175V36H177L179 33L180 34H182L181 33V31L179 32V28H183V25H182V27H179L181 24L179 23L180 21L182 22L183 20V18L185 19V21H184V23L183 24H186L187 22V24L189 25V21H191V22H193V23H195V22H197L199 19L200 20H202V19H204L205 17H203L202 19H201V17L202 16H204L205 14V11L207 10V11H212L213 9H214V7H213V0H182ZM218 1V3H220L219 2V0H217ZM216 0H215V3L217 2ZM228 1H230V0H228ZM236 1V0H235ZM238 1V0H237ZM251 2V4H249L250 2ZM253 1V2H252ZM248 0V4L249 5H251V6H253V5H255V4H253V3H255L254 2V0ZM257 2L259 1V0H256ZM5 0H0V6H4L5 5ZM8 2V1H7ZM7 2H6V4H7ZM27 2V1H26ZM37 2V1H36ZM110 2V1H109ZM118 2V1H117ZM145 2H146V0H145ZM144 2V3H145ZM168 2H169V0H168ZM240 4H241V2H245V1H238ZM246 2H247V0H246ZM3 3H4V5H3ZM12 2L10 1V4H11ZM27 3V4H28ZM45 3V2H44ZM114 3V2H113ZM144 3H142V4H144ZM155 3V2H154ZM167 3V2H166ZM214 3V4H215ZM231 3V2H230ZM230 3H228L229 5H230ZM235 3V2H234ZM238 3V5H240ZM9 4V3H8ZM25 4V3H24ZM36 4V3H35ZM104 4V3H103ZM126 4V5H125ZM140 4V3H139ZM149 4H151L150 2H149ZM153 4V3H152ZM171 4V3H170ZM182 4H183V2H182ZM212 4V8H211V5ZM217 4V3H216ZM221 4V3H220ZM220 4H218V5H220ZM224 4V3H223ZM236 4V3H235ZM32 5V4H31ZM33 5H34V3H33ZM67 5V4H66ZM114 5V4H113ZM118 5H119V3H118ZM144 5H147V4H144ZM167 5H169V3H167ZM228 5V6H229ZM6 6H8V5H6ZM172 6V5H171ZM222 6V5H221ZM223 6H225V5H223ZM227 6V5H226ZM233 6V5H232ZM232 6H231V8H232ZM236 6H237V4H236ZM245 6L247 7L248 5H247V3H245ZM9 7V6H8ZM7 7V8H8ZM102 7H103V5H102ZM134 7V8H133ZM215 7H218V6H215ZM235 7V6H234ZM243 7V6H242ZM249 7V6H248ZM254 7V6H253ZM67 8V7H66ZM122 8V7H121ZM163 7H161V9H162ZM165 8V9H166ZM183 8V7H182ZM226 8V7H225ZM229 8V7H228ZM244 8V7H243ZM242 8V9H243ZM250 8V7H249ZM106 8L104 7V10H105ZM122 9V10H123ZM134 9V10H133ZM178 9V10H177ZM219 9V8H218ZM224 9V8H223ZM235 9V8H234ZM238 9V8H237ZM241 9V10H242ZM254 8H250L249 10H251V12H253V11H256V9H254ZM2 10V9H1ZM12 10V9H11ZM121 10V11H122ZM139 10V11H138ZM168 10V11H169ZM226 10V9H225ZM224 10V11H225ZM232 10H233V8H232ZM239 10H240V8H239ZM4 11V10H3ZM69 11V10H68ZM135 11V12H136ZM158 11V12H157ZM182 11V10H181ZM188 11V12H187ZM215 11L216 10H213L212 12H211V14L213 13V14H215ZM218 11V10H217ZM216 11V12H217ZM230 11V10H229ZM237 11V10H236ZM235 11V12H236ZM135 12H133V14L135 13ZM159 12L162 14H160L159 15ZM165 12V11H164ZM163 12V13H164ZM187 12V13H186ZM234 12V11H233ZM238 12V11H237ZM241 12V11H240ZM239 12V13H240ZM3 13V12H2ZM68 13V12H67ZM119 13V12H118ZM117 13V14H118ZM126 13V12H125ZM132 13V12H131ZM140 13V12H139ZM145 13V14H144ZM148 15H147V14ZM150 13H152L151 15H150ZM182 13V12H181ZM186 13V14H185ZM228 13V12H227ZM230 13H232L231 11H230ZM249 13H250V11H249ZM255 13H257V11L255 12ZM254 12H253V14H255ZM15 14V13H14ZM136 14V13H135ZM138 14V13H137ZM141 14V13H140ZM211 14H209V16H211ZM217 14H219L218 12H217ZM216 14V15H217ZM237 14V13H236ZM243 14V13H242ZM248 14V12L247 13H245V15H247ZM4 15V14H3ZM2 15V16H3ZM5 15H8V13L7 14H5ZM10 15V14H9ZM11 15H13V13L11 14ZM150 15V16H149ZM156 15H158V18H155V16ZM215 15V16H216ZM234 15V14H233ZM126 16V15H125ZM149 16V18H147ZM154 16V18H152ZM219 16V15H218ZM221 16H222V14H221ZM237 16H239V15H237ZM240 16H241V14H240ZM248 16V15H247ZM254 16V15H253ZM257 16H259V15H257ZM145 17V16H144ZM226 17V16H225ZM230 17V16H229ZM228 17V18H229ZM243 17V16H242ZM242 17L240 18V20H242L241 22H244V21H246V22H244L243 24H240V23H238V20H239V18H236V20H237V23L236 24H240V25H238V27L237 28H235V26L232 24V26H234V28H235V30L232 28V29H230L231 27L230 26H228V24H230L231 25V23L230 22H233V21H230V22H228V21H226L225 22V20H224V24L223 25H225L226 23H228V24H226V27H229V30H232L231 31V35H230V37H229V39H227L226 41H227V43H230V44H228V46L229 45H231L232 47H234L235 49H234V52H235V54H233L231 51H230V54L232 55L231 57V59L230 58H228L229 60H230V62L229 63H232V62H234L233 63V65L235 64H237L236 65V67L239 65L240 67H242V68H239V71L240 72H244V73H241V75L243 76V74H244V76L245 77H242L243 78V80L245 81V79L247 80V83H248V86H251L252 84H251V82H253V81H251V80H254V82H255V85H254V87L255 88H253V89H256L257 88V86L258 87H260L259 86V84H260V82L258 83V85H256L257 83L256 82H258V81H260L258 78H260L261 79V76H262V79L264 78V74L263 75H261L260 77H258V78H256L257 77V75H256V71L258 72V70H260L259 69V67H260V65L263 63V65H264V62H262V60H264V44L262 45L261 43H259V44H261L260 45V50L258 51L257 49H255V48H253V47H251L252 49H253V51L251 50V48H249V46H250V44H252V40H253V38H259V39H254V40H260L259 42H261V40H262V43H263V40H264V28H262L263 26H261L260 24L262 23V22H254L255 20H258L259 21V18L258 19H254V21H253V19H251L253 22H250L249 20L250 19H248L247 17L245 18V17H243L245 20L243 21V19H242ZM249 17V16H248ZM260 17V16H259ZM5 18V17H4ZM222 18V17H221ZM5 19H7V18H5ZM14 19V18H13ZM142 19V18H141ZM144 19V18H143ZM165 19V18H164ZM205 19H208V18H205ZM212 19V18H211ZM211 19H209V21L211 22H213L214 20V18L211 20ZM218 19H220V17L219 18H217V20ZM248 19V20H247ZM16 20V19H15ZM171 20V19H170ZM176 20H177V18H176ZM199 20V21H200ZM235 20V19H234ZM235 20V21H236ZM262 20V19H261ZM260 20V21H261ZM6 21V20H5ZM12 21V20H11ZM73 21V20H72ZM7 22V21H6ZM5 22V23H6ZM17 22H18V20H17ZM122 22H124V23H126L127 21L125 20V21H122ZM122 22H120V23H122ZM150 22V21H149ZM170 22V21H169ZM186 22V23H185ZM203 24H205V25H208V22H207V20L206 21H201ZM209 22V23H210ZM219 22V21H218ZM240 22V21H239ZM23 23V22H22ZM21 23V24H22ZM145 23V22H144ZM167 23V24H166ZM202 23H201V25H202ZM215 22H213L212 23V25L214 24ZM217 23V22H216ZM70 24V23H69ZM150 24V23H149ZM197 24H200V22L198 23L197 22ZM219 24V26L220 25H222V23L220 24V23H218ZM235 24V23H234ZM258 24H259V26H258ZM264 24V23H263ZM262 24V25H263ZM22 25H24V23L22 24ZM119 26H121L120 24H118ZM123 26H124V24H122ZM188 25H185L186 26V28H187V26ZM195 25H196V23H195ZM216 24H214V26H215ZM13 26H14V22H13ZM13 26H12V28L11 29H13L14 30V28H13ZM16 26V25H15ZM26 26V25H25ZM25 26H23V27H25ZM71 26V25H70ZM72 26H74L73 24H72ZM77 26V25H76ZM128 26V25H127ZM192 26V27H193ZM200 26V25H199ZM213 26V27H214ZM217 26V25H216ZM215 26V27H216ZM240 26V27H239ZM23 27H22V29H23ZM131 28L133 27V26H130ZM203 27V26H202ZM206 27V26H205ZM208 27V26H207ZM206 27V28H207ZM209 27H211V26H209ZM208 27V28H209ZM214 27V28H215ZM16 28V27H15ZM19 28H20V26H19ZM26 28V27H25ZM130 28V29H131ZM152 28V29H151ZM186 28H184V29H186ZM194 28H192V30L194 29ZM208 28L207 29H205V31L206 30H208ZM214 28H213V30H214ZM220 28V27H219ZM219 28H218V31H219ZM16 29H18V28H16ZM38 29V28H37ZM40 29V28H39ZM47 29H48V27H47ZM59 29V28H58ZM62 29V28H61ZM60 29V30H61ZM129 29V28H128ZM184 29H182V30H184ZM216 29V28H215ZM49 30V29H48ZM69 30V29H68ZM140 31L142 30V29H139ZM187 30V29H186ZM211 30V29H210ZM212 30V31H213ZM226 30H227V28H226ZM223 31L224 33L226 32V33H228V31L229 30H227V31ZM11 30H9V32H10ZM24 31H26L25 29H24ZM23 31V32H24ZM28 31V30H27ZM41 31H43V30H41ZM45 31H46V29H45ZM44 31V32H45ZM52 31V30H51ZM57 31V30H56ZM71 31H73V29L71 30ZM119 31H120V29H119ZM122 31V30H121ZM132 31V30H131ZM147 31V32H146ZM217 31V30H216ZM15 32H18V31H15ZM130 32V31H129ZM137 32V31H136ZM167 32V33H166ZM183 32V31H182ZM185 32V31H184ZM183 32V34H185ZM214 32V31H213ZM222 32V33H223ZM230 32V31H229ZM25 33V32H24ZM30 33V32H29ZM122 33V32H121ZM121 33H119L120 35H121ZM124 33V32H123ZM125 33H127V32H125ZM139 33H141V32H139ZM142 33V34H143ZM221 32H219V34H220ZM247 33H248V36H247ZM13 34H14V32H13ZM20 34V33H19ZM26 34V33H25ZM45 34H46V32H45ZM179 34V35H180ZM12 35V34H11ZM18 35V34H17ZM24 34H22L21 36H22V38H21V40H17L18 42H20L19 44H18V42L16 41V43H17V45L19 46V45H22L23 44V50H22V52L21 51H19V50H17L19 53L21 52V53H26V54H28L29 53V51L30 52H33L32 53V55L31 54H29L32 58L34 57V56H37V58H38V55H37V53L39 52V51H37L36 52V48H37V46L34 44V46H36V47H32L31 45H33V43L31 44L27 39H29V38H31V37H29L27 34V36L29 37H24L23 36ZM37 35V34H36ZM42 35H44L43 33H42ZM41 35V36H42ZM54 35H55V33H54ZM60 35H62V34H60ZM84 35V34H83ZM134 35V36H133ZM193 35V34H192ZM207 35H209V37L207 36ZM221 35V34H220ZM228 35V36H229ZM15 36V35H14ZM59 36V35H58ZM112 36H114V33L112 34ZM116 36V35H115ZM138 36V35H137ZM145 36V37H144ZM188 36H189V34H188ZM39 37H40V35H39ZM47 37V36H46ZM46 37H45V39H46ZM54 37V36H53ZM71 37V36H70ZM72 37H73V35H72ZM79 37H81V36H79ZM78 37V38H79ZM84 37V36H83ZM87 37V36H86ZM134 37V38H133ZM187 37V36H186ZM210 37H212L213 39H211ZM222 37H223V35H222ZM226 37V36H225ZM19 38V37H18ZM24 38H27L26 39V41H24ZM43 38V37H42ZM57 38V37H56ZM11 39H13V38H11ZM20 39V38H19ZM72 39V38H71ZM74 39V38H73ZM90 39H92V38H90ZM115 39V38H114ZM118 39V38H117ZM125 39V40H124ZM178 39V38H177ZM216 39H218V38H216ZM235 39H236V43H238L237 45H235V44H232V42L234 43V41H235ZM35 40V39H34ZM47 40H49V39H47ZM46 40V41H47ZM60 40V39H59ZM62 40V39H61ZM76 40H79V39H77L76 38ZM81 40H82V38H81ZM85 40V39H84ZM87 40V39H86ZM178 40V41H179ZM189 40V41H188ZM219 40H221V39H219ZM253 40V42H256V41H254ZM22 41V42H21ZM29 42V44H27L28 42ZM31 41V40H30ZM58 41V40H57ZM57 41H56V43H57ZM65 41H66V39H65ZM73 41V40H72ZM89 41V40H88ZM93 41V40H92ZM92 41H90V42H92ZM109 41V40H108ZM107 41V42H108ZM185 41V42H186ZM258 41L256 42L257 44H258ZM39 42V41H38ZM59 42V41H58ZM77 42V41H76ZM113 42V41H112ZM111 42V43H112ZM148 44H147V43ZM176 42H177V40H176ZM15 43V42H14ZM15 43V44H16ZM35 43H36V41H35ZM42 43V42H41ZM44 43H45V40H44ZM74 43V42H73ZM79 43H81V42H78V44ZM88 43V42H87ZM86 43V44H87ZM115 43V42H114ZM227 43H226V45H227ZM255 43V44H256ZM12 44V43H11ZM10 44V45H11ZM31 44V45H30ZM37 44V43H36ZM59 44V43H58ZM70 44V43H69ZM75 44V43H74ZM90 44V43H89ZM108 44V43H107ZM117 44H118V42H117ZM116 44V45H117ZM117 45V47H118V49L120 48V47H122V45ZM176 44V45H175ZM3 45V44H2ZM8 45V44H7ZM64 45H65V43H64ZM67 45V44H66ZM82 45V44H81ZM93 45V44H92ZM132 45V48L130 47ZM209 45V44H208ZM216 45H217V43H216ZM223 45V44H222ZM14 46V45H13ZM12 46V47H13ZM39 46V45H38ZM45 46V45H44ZM43 46V47H44ZM54 46V45H53ZM59 45H57V47H58ZM70 46V45H69ZM72 46V45H71ZM83 46V45H82ZM84 46H86V45H84ZM83 46V47H84ZM95 46V45H94ZM94 46H88L89 48L90 47H94ZM248 46V47H247ZM263 46V47H262ZM5 47V46H4ZM10 47V46H9ZM21 47V46H20ZM62 47V46H61ZM78 47L80 48V45H78ZM77 46L76 47H74V48H78ZM99 47V46H98ZM106 47H107V45H106ZM106 47H103V48H105V50H106ZM110 47H112V46H109V48ZM116 47V48H117ZM183 49H182V48ZM223 47H224V45H223ZM245 48V47H247V48H245V49H242V48ZM15 48V47H14ZM40 48H42V47H40ZM40 48H39V50H40ZM60 48V47H59ZM95 48V47H94ZM93 48V49H94ZM115 48V49H116ZM125 49V48H121V49H123V51H124V49L125 50H130V49ZM180 48L183 50V51H180ZM204 48V47H203ZM212 49L214 52L211 54V49H210V54H211V56L210 57H214V58H221L222 57V59H223V55H225L226 54V52L223 50V52H224V54H223V52H222V48H220V51L222 52V54H220V52H217V53H215V49ZM218 48V47H217ZM216 48V49H217ZM262 48H263V50H262ZM4 49V48H3ZM8 49V48H7ZM16 49H19L18 47L16 48ZM43 49V48H42ZM62 49L64 50V46L62 47ZM73 49V48H72ZM85 49V48H84ZM117 49V50H118ZM149 49V50H148ZM202 49V48H201ZM1 50V49H0ZM45 50H47V49H45ZM76 50V49H75ZM74 49L72 50V51H75ZM78 50V49H77ZM76 50V51H77ZM81 50V49H80ZM79 50V51H80ZM88 50V49H87ZM97 50V49H96ZM101 50V49H100ZM99 50V51H100ZM120 50V49H119ZM230 50V49H229ZM254 50H255V52H254ZM262 50V51H261ZM2 51V50H1ZM7 51V50H6ZM5 51V52H6ZM11 51H12V49H11ZM16 51V50H15ZM44 51V50H43ZM59 51V50H58ZM57 51V52H58ZM76 51L74 52V54L76 53ZM78 51V52H79ZM95 51V50H94ZM101 51H103V50H101ZM108 51V50H107ZM114 51V50H113ZM186 52L185 54H188L187 56H188V58H185V62L184 63H182L183 61H182V59H184V57H183V54L181 53V52ZM219 51V50H218ZM258 53H257V52ZM42 52V51H41ZM52 52V51H51ZM64 52V51H63ZM78 52H77V55H75V56H77L78 57ZM85 52V51H84ZM89 52V51H88ZM91 52V51H90ZM89 52V53H90ZM96 52V51H95ZM104 52V51H103ZM115 52V51H114ZM130 52H131V50H130ZM197 52V51H196ZM195 52V53H196ZM207 52V51H206ZM40 53V52H39ZM44 53V52H43ZM59 53V52H58ZM65 54L67 53V52H64ZM63 53V54H64ZM72 53V52H71ZM79 53H82V55H84L83 54V51L81 52H79ZM99 53V52H98ZM109 53V52H108ZM121 53V56H122V54H126L125 53V51H124V53H122V51L120 52ZM120 53H119V55H120ZM179 53H181L180 54V56H182V57H180V56H177V54H179ZM208 53V52H207ZM220 55H219V54ZM1 54V53H0ZM16 54V53H15ZM23 54H20V55H22V56H19L20 57V60H25V62H21L22 64H20V65H22L21 67L23 68V69H20L21 67L18 65V67H19V69L21 70L19 73L21 74L22 72H24V70L27 68L28 69V67L27 66H25V64H26V62H30L31 61V59L32 58H30V60H29V57L27 58V57H24V55ZM47 54V53H46ZM49 54V53H48ZM56 54V53H55ZM55 54H53V55H55ZM62 54V55H63ZM64 54V55H65ZM86 54V53H85ZM92 54L94 55V53L92 52ZM96 55H97V53H95ZM100 54V53H99ZM106 54V53H105ZM112 54H113V52H112ZM116 54H118V51H117V53ZM185 54H184V56H185ZM190 54V55H189ZM199 54V53H198ZM204 54V53H203ZM217 54V55H216ZM230 54H226L225 56H229ZM11 55V54H10ZM18 55V54H17ZM17 55H15V57L17 56ZM63 55V56H64ZM68 55V54H67ZM96 55H94V56H96ZM101 55V54H100ZM114 55H115V53H114ZM118 55V56H119ZM207 55H209V54H207ZM218 55H219V57H218ZM14 56V55H13ZM26 56V55H25ZM45 56V55H44ZM49 56H50V54H49ZM56 56V55H55ZM66 56V55H65ZM87 56V55H86ZM99 56V55H98ZM110 56V55H109ZM109 56H107L106 57V55H104V57H106V58H108ZM194 56H197V54L196 55H194ZM204 56V55H203ZM202 56V57H203ZM3 57V56H2ZM1 57V58H2ZM4 57H7V56H5V54H4ZM3 57V58H4ZM18 57V58H19ZM39 57H40V55H39ZM43 57V56H42ZM42 57H41V59H42ZM46 57V56H45ZM57 57V56H56ZM70 58H71V56H69ZM68 57V58H69ZM84 57H85V55H84ZM93 57V56H92ZM103 57V58H104ZM127 57H129V58H127ZM198 57V56H197ZM230 57V56H229ZM263 57V58H262ZM10 58H11V56H10ZM17 58V57H16ZM16 59V60H19V59ZM27 58V59H26ZM35 58V57H34ZM33 58V59H34ZM59 58V57H58ZM61 58V57H60ZM67 58V60H66V62L67 61H70V63L72 62L71 61V59H68ZM81 58V55L79 56V59ZM100 58V57H99ZM109 58H111V57H109ZM108 58V59H109ZM122 58H124V57H122ZM121 57H120V59H122ZM182 58V59H181ZM194 58V57H193ZM205 58H207V56L205 57ZM204 58V59H205ZM214 58H211V60L213 61V59ZM224 58H227V57H224ZM261 58H262V60H261ZM13 59H15L14 57H13ZM44 60H45V58H43ZM52 59V58H51ZM50 59V60H51ZM66 59V58H65ZM65 59H63L62 61H63V63H64V61H65ZM74 59V58H73ZM75 59H76V57H75ZM86 59H88V57L86 58ZM85 59V60H86ZM90 59V58H89ZM94 61L96 60V59H98L97 57H96V59H94V58H92ZM101 59H102V57H101ZM107 59V61H104L103 59H102V61H100L102 64H104L105 62L107 63L109 60ZM112 59V61H113V58H111ZM118 59H119V57H118ZM117 60L116 59V62L118 61H121V60ZM191 59H192V57H191ZM195 60H196V58H194ZM200 59V58H199ZM198 59V60H199ZM203 59V58H202ZM204 59H203V61H204ZM209 60H210V58H208ZM208 59H206L207 61H208ZM233 59V61H231ZM16 60H13V61H16ZM35 60V59H34ZM61 60V59H60ZM76 60H78V59H76ZM75 60V61H76ZM81 60H82V58H81ZM81 60L79 61L80 62V64H79V66H80V68L78 69V72L80 73V72H86V71H88L87 69L89 68L88 67V65L89 64H87V66L85 65L86 64V62L87 61H82L81 62ZM115 60V59H114ZM195 60H193V61H195ZM201 60V59H200ZM199 60V61H200ZM210 60V61H211ZM220 60V59H219ZM225 60H227V59H225ZM261 60V61H260ZM8 61V60H7ZM7 61H5V62H7ZM59 61V60H58ZM57 61V64L59 63ZM61 61V62H62ZM88 61H90V60H88ZM93 61V63H91L92 61H90L89 63H91V70H92V66L93 65H95V64H99L98 62H99V60L97 61L96 60V63ZM182 61V62H181ZM191 61V60H190ZM215 61V60H214ZM217 61H218V59H217ZM216 61V62H217ZM224 61V60H223ZM228 61V60H227ZM226 61V62H227ZM0 62H3V61H1L0 60ZM12 62V61H11ZM32 63H33V60L31 61ZM40 62H43V61H40ZM47 62V61H46ZM53 62H54V60H53ZM116 62L114 61L113 63H115V67L117 68V66H116ZM182 63V65L183 66H181V63ZM201 62V61H200ZM226 62H224L225 64H226ZM4 63V62H3ZM3 63H1L0 64V67L1 66H3ZM17 63V62H16ZM52 63V62H51ZM55 63V62H54ZM62 63V64H63ZM74 63V62H73ZM76 63H77V61H76ZM95 63V64H94ZM105 63V64H106ZM111 63V62H110ZM110 63H108V65H107V68L109 67V65H111ZM189 63V62H188ZM191 64H192V61L190 62ZM189 63V64H190ZM194 63H196L197 64V62H194ZM203 63V62H202ZM205 63H208V62H205L204 61V65H205ZM217 63H220V61H218ZM216 63V64H217ZM223 63V64H224ZM17 64H19V62L17 63ZM57 64H55V66L57 65ZM61 64V65H62ZM65 65H66V63H64ZM63 64V65H64ZM93 64V65H92ZM118 64V63H117ZM119 64H121V63H119ZM191 64H190V66H191ZM224 64V65H225ZM5 65V64H4ZM7 65H9V62H8V64ZM13 65V64H12ZM14 65H15V62H14ZM13 65V66H14ZM29 65V64H28ZM36 65V64H35ZM35 65H30L31 66V68L32 69H38V68H41V63L39 64V67H38V63H37V67H35ZM70 66H72L71 64H69ZM68 64H67V66L68 67H70ZM74 65V64H73ZM121 65V66H122ZM193 65V64H192ZM203 65V66H204ZM207 65V64H206ZM205 65V66H206ZM220 65H222V64H220ZM232 65V64H231ZM6 66V65H5ZM16 66V65H15ZM67 66L65 67V68H67ZM90 66V65H89ZM98 66H100V65H98ZM102 66V65H101ZM105 66V65H104ZM123 66H122V68H123ZM194 66H199V65H194ZM201 66V65H200ZM209 66V65H208ZM213 66V65H212ZM227 66H228V64H227ZM257 66H259L258 68H257ZM8 67V66H7ZM6 67V68H7ZM17 67V66H16ZM18 67L17 68H15V70L16 71H19L18 70ZM34 67V68H33ZM44 67V66H43ZM42 67V68H43ZM94 67V66H93ZM95 67H97L96 65H95ZM112 67V66H111ZM120 67V66H119ZM129 67V66H128ZM183 69H182V68ZM202 67V66H201ZM201 67H200V69H201ZM225 67V66H224ZM228 67H231L232 68V66H228ZM234 67V66H233ZM236 67H234L235 69H237ZM262 67V69L264 68V66H261ZM71 68V67H70ZM75 68V67H74ZM98 69H97V71L99 70V67H97ZM101 68V67H100ZM104 68H106V66L104 67ZM106 68V69H107ZM203 68V67H202ZM206 68H208V67H205V69ZM227 68V67H226ZM233 68V70H235ZM14 70V68H12L11 67V70ZM26 69V70H27ZM32 69H29V71L30 70H32ZM44 69V68H43ZM56 69V68H55ZM61 69V68H60ZM59 69V70H60ZM72 69V68H71ZM71 69H69V70H71ZM90 69H89V71H90ZM103 69V68H102ZM241 69V70H240ZM254 69V70H253ZM256 69V70H255ZM258 69V70H257ZM3 70H4V68H3ZM25 70V71H26ZM54 70V69H53ZM58 70V71H59ZM67 70V69H66ZM65 70V71H66ZM75 70H77V68H75ZM95 70H96V68H95ZM94 69H93V71H95ZM104 71H105V69H103ZM115 70H117V69H115ZM121 70H123V69H121ZM167 70V71H166ZM184 70V71H183ZM203 70V69H202ZM223 71L225 70L226 71V69L224 68V69H222ZM231 70V69H230ZM29 71H28V73H29ZM32 71H34V70H32ZM54 71H56V70H54ZM53 71V72H54ZM61 71V70H60ZM97 71H95L96 73H97ZM100 71V73H104V71H101V70H99ZM173 72V74H172V76H169L170 74V72ZM186 71V72H187ZM228 71V70H227ZM237 71L238 70H236V73H237ZM2 72V71H1ZM13 72H15V71H13ZM27 72V71H26ZM37 72V71H36ZM34 73V74H32V72L30 71V73L33 75V77L34 76H36L35 74H37V73ZM44 72V71H43ZM57 72V71H56ZM69 71H67L66 73H64V75L65 74H67ZM76 72V71H75ZM75 72H71L70 74H73V73H75ZM77 72V73H78ZM83 72H82V75H81V73L80 74H76V75H74V76H71L70 78H69V76H68V78H66V80L67 79H70V80H68V81H66V82H69V81H73V85L76 83V81L75 80H73V77L74 78H76L77 77V75H81V78L80 79H82V77L84 76V77H88V74L90 73H85L84 72V74H83ZM92 72V71H91ZM117 72V71H116ZM171 72V73H172ZM199 72V71H198ZM201 72V71H200ZM203 72V71H202ZM201 72V73H202ZM228 72H230V71H228ZM235 71H232V73H234ZM261 72H262V70H261ZM3 73V72H2ZM10 73V71L8 72V74ZM29 73V74H30ZM42 72H41V70H40V73L39 74H41ZM62 74H63V70H62V72H61ZM99 73V72H98ZM99 73V75H97V76H100L101 74ZM119 73V72H118ZM196 73V72H195ZM255 73V74H254ZM259 73H260V71L258 72V75H259ZM264 73V72H263ZM4 74V73H3ZM2 74V75H3ZM11 74H12V71H11ZM13 74H15V73H13ZM22 74H24L25 75V73H22ZM21 74V75H22ZM43 74V73H42ZM56 74V73H55ZM60 74V73H59ZM87 74V75H86ZM93 74V73H92ZM92 74H89V76L91 75L92 76ZM185 74V73H184ZM197 74V73H196ZM203 74H205V73H203ZM237 74H239V73H237ZM16 75V74H15ZM13 76V79H15L16 80V78H18L17 76ZM31 75V76H32ZM46 75V74H45ZM52 75H54V73L52 74ZM58 75V74H57ZM64 75H59L60 77H59V79L60 78H62V77H66V75L64 76ZM103 75V74H102ZM101 75V76H102ZM225 75V74H224ZM223 75V76H224ZM233 75V74H232ZM234 75H236V74H234ZM4 76H5V74H4ZM6 76H8V75H6ZM44 76V75H43ZM55 76V75H54ZM91 76H90V78H89V80L91 79ZM109 76V75H108ZM112 76H113V74H112ZM185 76V75H184ZM192 76V75H191ZM193 76H195V74L193 75ZM193 76L192 77H190V78H193ZM223 76H221V77H223ZM238 76V75H237ZM2 77V76H1ZM9 77V76H8ZM11 77H12V75H11ZM11 77H9V78H11ZM15 77V78H14ZM38 77V76H37ZM41 77V76H40ZM46 77V76H45ZM49 77H51V83L53 82V84H54V80L55 79H53V77L50 75ZM57 77V76H56ZM93 77V76H92ZM95 77V76H94ZM111 77V76H110ZM186 77V76H185ZM218 77V76H217ZM229 77V76H228ZM238 77H240V76H238ZM237 77V78H238ZM18 78V79H19ZM116 78V77H115ZM118 78H117V80H118ZM184 78V77H183ZM230 78V77H229ZM234 78V77H233ZM236 78V77H235ZM236 78V79H237ZM2 79V78H1ZM0 79V80H1ZM4 79H5V77H4ZM12 79V81H14ZM17 79V80H18ZM50 79V78H49ZM53 79V80H52ZM83 79H85V78H83ZM113 79V78H112ZM219 79V77L216 79V80H218ZM225 79V78H224ZM232 78H230V80H231ZM241 79V78H240ZM239 79V80H240ZM257 79V80H256ZM8 81H9V79H7ZM16 80V81H17ZM36 80H38L37 78H36ZM35 80V81H36ZM76 80L78 81L79 79H78V77L76 78ZM141 80H143V83H141L142 81ZM184 80V79H183ZM182 80V81H183ZM188 80H189V78H188ZM197 80V79H196ZM233 80V79H232ZM238 80V79H237ZM236 80V81H237ZM8 81H7V83H8ZM20 81V80H19ZM30 81V83H32ZM49 81V80H48ZM55 81H58V80H55ZM63 81V80H62ZM65 81H63V82H65ZM74 81H75V83H74ZM85 81V80H84ZM91 81V80H90ZM119 81V80H118ZM141 81V82H140ZM174 81V80H173ZM172 81V82H173ZM235 81V82H236ZM241 81V80H240ZM244 81H243V83H244ZM262 81H264V80H262ZM18 82V81H17ZM21 82V81H20ZM83 82V81H82ZM112 82V81H111ZM175 82H173L174 84H176ZM180 82V81H179ZM213 82V81H212ZM216 82V81H215ZM218 82V81H217ZM219 82H222V81H219ZM230 82V81H229ZM234 82V81H233ZM234 82V83H235ZM239 82V81H238ZM250 82V83H249ZM253 82V83H254ZM3 83V82H2ZM2 83H0V87L3 85ZM19 83V82H18ZM50 83V82H49ZM57 83H59L60 84V81H58ZM78 83V82H77ZM79 83H80V81H79ZM85 83H87V82H85ZM84 83V84H85ZM107 83V82H106ZM110 83V82H109ZM115 83V82H114ZM141 83V84H140ZM145 83V84H144ZM164 83H165V81H164ZM168 83H169V81H168ZM168 83H167V85H168ZM237 83V82H236ZM10 84V83H9ZM62 84V83H61ZM65 84V83H64ZM69 84H71L70 82H69ZM68 83H67V86L69 85ZM81 84V83H80ZM83 84V83H82ZM100 84V83H99ZM111 84V83H110ZM118 84V83H117ZM143 84V85H142ZM173 84V85H174ZM241 84V83H240ZM245 84V83H244ZM244 84H242V85H244ZM249 84H251V85H249ZM263 84V83H262ZM6 85L7 84H5V87H6ZM63 85V84H62ZM96 86H97V83L95 84ZM101 85V84H100ZM103 85H105V84H103ZM109 85V84H108ZM119 85V84H118ZM166 85V84H165ZM181 85V84H180ZM179 85V86H180ZM232 86H234L235 84H231ZM241 85V86H242ZM11 86V85H10ZM64 86V85H63ZM66 86V85H65ZM65 86H64V88H65ZM79 86V85H78ZM92 86V85H91ZM120 86H121V84H120ZM177 86H178V84H177ZM186 87H187V85H185ZM236 86V85H235ZM240 86V85H239ZM13 87V86H12ZM17 87V86H16ZM29 87V86H28ZM55 87V86H54ZM85 87V86H84ZM90 87V86H89ZM103 87V86H102ZM107 87V86H106ZM114 87V86H113ZM139 87H141V88H139ZM174 87H176V86H174ZM263 87H264V84H263ZM57 87H55V89H56ZM63 88V89H64ZM66 88H68V87H66ZM79 87H77V89H78ZM80 88H82V87H80ZM86 88V87H85ZM116 88V87H115ZM120 88V87H119ZM239 88V87H238ZM243 87H241L240 89H242ZM244 88H246V87H244ZM243 88V89H244ZM249 88V87H248ZM251 88H252V86H251ZM10 89V88H9ZM9 89L8 90H6V88H4V86L2 87V89L0 88V95H4L5 93H8V91H9ZM14 89H15V85H14ZM59 89H60V87H59ZM62 89V88H61ZM70 89V87L68 88V90H66V92L68 93V91L69 92H71V89ZM73 89V88H72ZM75 89V88H74ZM73 89V90H74ZM99 88L97 87V90H98ZM104 89V88H103ZM136 89H137V93H136ZM165 89H167L166 91L169 93V94H167V92H163V91H165ZM172 89H171V91H172ZM252 89V90H253ZM12 90V89H11ZM26 90H28V89H26ZM58 90V89H57ZM65 90V89H64ZM83 90V89H82ZM92 90V89H91ZM100 90V89H99ZM105 91L106 90H109V88L108 89H104ZM114 90V89H113ZM123 90H125L124 92H123ZM159 91L158 92V94L157 95H155L154 93L152 94V92L153 91ZM185 90V89H184ZM247 90H249V89H247ZM251 90V89H250ZM251 90V91H252ZM261 90H264V89H262L261 88ZM53 91V90H52ZM55 91V90H54ZM75 91V90H74ZM77 91H79V89L77 90ZM104 91V92H105ZM116 91V90H115ZM114 91V92H115ZM156 91V92H157ZM173 91H176V90H173ZM182 91V90H181ZM181 91H179V92H181ZM244 91H246V90H244ZM256 91H258V90H256ZM11 92V91H10ZM9 92V93H10ZM30 92V91H29ZM32 92V91H31ZM34 92V91H33ZM90 92H92V91H90ZM96 92H98V91H96ZM95 92V93H96ZM107 93H108V91H106ZM112 93H114L113 91H111ZM117 92V91H116ZM179 92H178V94H176V96L175 95H173L174 93L172 92V95H171V98L173 97V96H175V98L177 97L178 98V95H179ZM243 92V91H242ZM259 92H260V90H259ZM9 93L8 94H6V96L7 97H4V98H6V99H8V96H10L9 95ZM15 93V92H14ZM27 93V92H26ZM25 93V94H26ZM35 93V92H34ZM57 93V92H56ZM72 94H73V91L71 92ZM106 93V94H107ZM110 93V92H109ZM111 93V94H112ZM182 93V92H181ZM180 93V94H181ZM246 93V92H245ZM244 93V94H245ZM248 93V92H247ZM253 93H256L255 92V90L253 91ZM11 94V93H10ZM33 94V93H32ZM31 94V95H32ZM58 94V93H57ZM70 94V93H69ZM76 94V93H75ZM260 94V93H259ZM258 94V95H259ZM30 95V94H29ZM30 95V96H31ZM64 95V94H63ZM68 95V94H67ZM85 95V94H84ZM95 95V94H94ZM182 96L183 95H185L184 94V92H183V94H181ZM181 95H179V98L178 99H182V96ZM246 95H248V94H246ZM19 96V97H20ZM27 96V95H26ZM29 96V97H30ZM79 95H77L76 97H78ZM90 96V95H89ZM96 96H98V95H96ZM96 96H94V97H96ZM105 96V95H104ZM261 97L262 96H264V94L263 95H260ZM53 97V96H52ZM93 97V94H92V96H91V98ZM99 97V96H98ZM103 97V96H102ZM159 97V98H158ZM161 97V98H160ZM186 97H188L189 98V96L187 95ZM10 98V97H9ZM33 99H36V100H39L38 99V96L36 97V98H34V97H32ZM55 98V97H54ZM58 98V97H57ZM73 98H75V97H73ZM80 98V97H79ZM78 98V99H79ZM88 98V97H87ZM107 98H108V96H107ZM156 98H157V100H156ZM6 99H4V101L3 102H5V100ZM11 99V98H10ZM25 99V100H24ZM31 99V98H30ZM53 99V98H52ZM56 99V98H55ZM77 99V100H78ZM96 99L97 98H95V101H96ZM99 99V98H98ZM101 99V98H100ZM109 99V98H108ZM111 99V98H110ZM158 99H159V101H158ZM183 99L185 100L186 98H184L183 97ZM261 99V98H260ZM29 99H27V101H25L26 103L27 102H30V104L32 103L31 102V100H29ZM43 100H45V99H43ZM81 100H82V98H81ZM93 100V99H92ZM102 100V99H101ZM105 100V99H104ZM156 100V101H155ZM174 100V101H173ZM177 100V99H176ZM187 101H188V99H186ZM40 101V100H39ZM46 101V100H45ZM45 101H40V102H45ZM50 102H51V99L49 100ZM78 101H80V100H78ZM91 101V100H90ZM89 100L87 101V102H90ZM107 101V100H106ZM106 101H104L105 103H106ZM169 101H170V103H169ZM174 102V104H173V102ZM177 101H179V100H177ZM264 101V100H263ZM6 102H8V101H6ZM59 102H60V100H59ZM76 102V101H75ZM83 102V101H82ZM171 102H172V104H171ZM183 102V101H182ZM190 102V101H189ZM37 104H38V102H36ZM35 103V104H36ZM47 103V102H46ZM53 103H55V102H53ZM53 103H50V104H53ZM78 103V102H77ZM80 103V102H79ZM86 103V102H85ZM90 103H92V108H93V105H94V108L97 106H95V104L93 103V102H90ZM96 103V102H95ZM98 103V102H97ZM161 105H160V104ZM187 103V102H186ZM22 104H24V102L22 103ZM28 104V103H27ZM30 104H28L29 105V108L28 109H30ZM36 104V105H37ZM43 105H44V103H42ZM56 104V103H55ZM172 105L171 107L169 106V105ZM182 105L184 104V103H181ZM261 104H263V103H261ZM32 105H34V103L32 104ZM41 105V104H40ZM39 105V106H40ZM83 105V104H82ZM85 105V104H84ZM89 105V104H88ZM105 105V104H104ZM107 105V104H106ZM109 105V106H110ZM179 105V104H178ZM258 105V104H257ZM3 106V107H2ZM7 107V108H4V107ZM27 106V105H26ZM38 106V105H37ZM52 105H50V107H51ZM81 106V105H80ZM90 106V107H91ZM109 106H105L106 108H108ZM155 106H159L158 107V110H157V108H154ZM166 106L167 107H169L168 109L166 108ZM185 107H187V104L186 105H184ZM264 106V105H263ZM14 107V108H13ZM32 108L34 107V106H31ZM47 107H48V105H47ZM47 107L44 109V110H46L47 109ZM57 107H58V103H57ZM89 107V106H88ZM101 107V106H100ZM103 107V109H104V106H102ZM177 107V106H176ZM179 107V106H178ZM2 108V109H1ZM35 108H36V106H35ZM34 108V109H35ZM42 108V107H41ZM40 108V109H41ZM56 108V107H55ZM59 108H60V106H59ZM113 108V109H112ZM189 108V107H188ZM187 108V109H188ZM262 108V107H261ZM15 109V110H14ZM27 109V110H28ZM51 109V108H50ZM54 109V108H53ZM87 109V108H86ZM96 109H97V107H96ZM99 110H100V108H98ZM161 109H163V107H161ZM160 109V110H161ZM263 109H264V107H263ZM23 110H25V111H23ZM36 110H38V109H36ZM42 110V109H41ZM89 110V109H88ZM92 110V109H91ZM101 110H102V108H101ZM108 110V109H107ZM227 110H229V109H227ZM231 110V109H230ZM16 111V112H17ZM28 111H30V113H32V111H33V109H32V111L31 110H28ZM49 111V110H48ZM56 111V110H55ZM55 111H54V113H55ZM188 111V110H187ZM233 111V110H232ZM235 111V110H234ZM34 112H35V110L33 111V113L32 114H34ZM37 112V111H36ZM51 112H52V110H51ZM95 112V111H94ZM97 112V111H96ZM95 112V114H98V113H96ZM99 112V111H98ZM227 112H229V111H227ZM27 113V112H26ZM30 113H29V115H30ZM38 113V112H37ZM41 113H43L44 114V112H41ZM41 113H39V115L41 114ZM54 113L52 114V116L54 115ZM158 113V112H157ZM163 113V112H162ZM231 113V112H230ZM235 113V112H234ZM22 114V115H23ZM94 114V115H95ZM159 114V113H158ZM164 115V119L163 120H165V122H166V118H165V116H167V115ZM46 115H47V112H46ZM49 115V114H48ZM136 115V116H135ZM224 116L226 115V114H223ZM222 115V116H223ZM6 117V122L4 121V118ZM27 116V115H26ZM44 115H42V117H43ZM135 118H134V117ZM229 116V115H228ZM262 116V119H263V115H261ZM29 117V116H28ZM69 117V118H68ZM163 117V116H162ZM230 117V116H229ZM229 117H228V119H229ZM241 117V116H240ZM22 118H24L23 116H22ZM71 118H73L72 120V122L71 123H73V124H71L70 123V121H71ZM96 118V117H95ZM130 118V119H129ZM134 118V120L135 119H137L139 122H140V124H139V122L137 123L136 122V120L134 121V120H132ZM223 118V117H222ZM238 118V117H237ZM242 118V121H244L243 120V118H244V116L243 117H241ZM241 118H238L239 119V121H238V123H234L235 125H237L238 126V124H239V122H241L240 120H241ZM246 118H247V116H246ZM26 119V118H25ZM34 119H36V121L34 120ZM51 119H53V118H51ZM50 119V120H51ZM57 119H59V120H57ZM129 119V120H128ZM184 119L186 120V121H184ZM227 119V118H226ZM235 119V118H234ZM233 119V120H234ZM7 120L9 121V122H7ZM28 120L30 121V122H28ZM61 120V121H60ZM94 120V119H93ZM100 120H102V119H100ZM100 120H98V122H100ZM102 120V121H103ZM133 122H136L137 123V129H136V127L134 128V126H135V123H134V126H133V128L131 129L130 127V129H131V131H130V134L132 135V136H130V138H133L132 140H134V141H132V140H130V141H132V142H130L131 144H133L134 142H136V148H134V150H132V148H130L127 152L125 151V152H122V150H121V148L123 149V146L124 145H122V147L121 148H116V147H119L120 145H119V141H120V139H122V137L121 136H123L122 135V133L124 132V135L125 134H128V130L126 131V126H128V125H131L132 126V123H131V121ZM161 120V119H160ZM168 120V119H167ZM220 120V119H219ZM222 120H224V119H222ZM232 120V121H233ZM261 120V119H260ZM27 121V122H26ZM97 121V120H96ZM162 121V120H161ZM192 121V120H191ZM217 121V120H216ZM263 121V120H262ZM3 122H5V123H3ZM38 122V123H37ZM53 122V121H52ZM51 122V123H52ZM97 122V123H98ZM169 122V121H168ZM218 122V121H217ZM226 122H228V121H225V123ZM234 122H236V121H234ZM7 123H10V124H8L7 125ZM13 123V124H12ZM60 123V124H59ZM69 123H70V128H71V126H72V130H70V128H69ZM146 123V124H145ZM188 123V124H187ZM219 123V122H218ZM225 123H224V121H223V123H221L222 125H225ZM232 123V122H231ZM230 123V124H231ZM262 123V122H261ZM35 124H37V126H38V128L37 129H39V131L38 130H36V126L34 127V125ZM53 124V123H52ZM62 124V125H63ZM78 123H76V124H74V127L77 125ZM100 124H102V123H100ZM139 124V125H138ZM215 124V123H214ZM228 123H226V125H227ZM230 124H228V125H230ZM40 126H41V124H39ZM81 125V124H80ZM91 125H93V124H91ZM166 125L167 126H169V123H166ZM174 124H172L171 125V127L169 126V128L171 129V130H173V132L175 131L174 129H173V126ZM225 125V127H227ZM240 125V124H239ZM264 125V124H263ZM9 126V127H8ZM83 126H84V124H83ZM89 128H91L90 127V123H89ZM95 126H97V125H95ZM141 126H145V128L143 127V128H141ZM164 126V125H163ZM173 126V127H172ZM216 126H218V125H216ZM215 126V127H216ZM231 126V125H230ZM237 126H235V127H237ZM82 127V126H81ZM86 127V126H85ZM99 127V124H98V126H97V128ZM102 127H106L104 130H101V129H103ZM224 127V126H223ZM33 128H34V130L35 131H33ZM87 128V127H86ZM88 128V129H89ZM141 128V129H140ZM168 128V127H167ZM229 128V127H228ZM232 128H234V127H232L231 126V130H232ZM260 128H262V125L260 126ZM11 129H13V128H11ZM10 129V130H11ZM99 129V128H98ZM150 129H153L152 131H150ZM169 129V130H170ZM230 129V128H229ZM229 129H227L226 128V131H228ZM9 130V131H10ZM160 130V129H159ZM162 130V129H161ZM160 130V131H161ZM164 130V129H163ZM162 130V131H163ZM168 130V131H169ZM223 131L225 130V129H222ZM40 133L41 132V134H40V136H42V140L43 141H37V140H39V136H38V138L37 139H35V136L37 137V133L38 132ZM88 131V130H87ZM92 131H90V132H92ZM101 131H104V132H101ZM160 131H158V132H160ZM165 131H166V128H165ZM217 131H218V129H217ZM226 131H225V133H226ZM11 132H12V130H11ZM14 132V131H13ZM12 132V133H13ZM125 132H127V133H125ZM173 132H172V134H173ZM222 132V131H221ZM11 133V134H12ZM39 133H38V135H39ZM78 133V134H79ZM95 133V134H96ZM98 133L100 134V135H98ZM154 133V132H153ZM162 133V132H161ZM169 133H170V131H169ZM178 133V132H177ZM264 133V132H263ZM8 134V133H7ZM53 134H55V136H57V138L55 137L54 139H53ZM57 134H58V132H57ZM74 134V133H73ZM93 134V135H92ZM160 134V133H159ZM158 134V135H159ZM164 134V135H165ZM171 134V133H170ZM169 134V135H170ZM176 134V133H175ZM222 134V133H221ZM5 135V134H4ZM45 135H47L46 134V132H45ZM44 135V136H45ZM81 135V134H80ZM153 135H155V134H153ZM163 135V134H162ZM179 135H181V134H179ZM217 135H219L218 134V132H217ZM7 136H9V134L7 135ZM7 136H5L6 138H7ZM11 136V135H10ZM11 136V139H13V137ZM62 137V139L60 140V137ZM149 136V135H148ZM174 136V135H173ZM177 135H175V137H176ZM220 136V135H219ZM81 137V136H80ZM121 137V138H120ZM125 136H123V138H124ZM162 138H163V136H161ZM32 138H33V141H32V143L33 144H31V140H32ZM125 138H129V135H128V137L126 136ZM155 138V137H154ZM161 138V139H162ZM170 138V139H169ZM178 138H180V137H178ZM15 139V138H14ZM60 140L61 142H58L57 140ZM82 139V140H83ZM89 139H91V140H89ZM151 139V138H150ZM153 139V138H152ZM174 139H176V138H174ZM9 140V139H8ZM30 140V141H29ZM40 140H41V138H40ZM128 140V139H127ZM173 140V139H172ZM14 141H16V140H14ZM13 141V142H14ZM24 141H25V143H24ZM27 141V142H26ZM28 141H29V143H28ZM122 141H123V139H122ZM177 141V140H176ZM175 141V142H176ZM38 142V143H37ZM43 142V143H42ZM58 142V143H57ZM108 142H111L110 143V145L108 146L107 145V143ZM124 142V141H123ZM123 142H121V144L123 143ZM171 142V143H170ZM202 143H203V141H201ZM39 143L40 144H42V146L40 145V146H37V144L39 145ZM117 143H118V145L119 146H115V144L117 145ZM128 143V142H127ZM201 143V144H202ZM11 145H12V143H11ZM114 145V146H113ZM130 145V144H129ZM128 145V146H129ZM134 145V146H135ZM169 145V146H170ZM197 145V144H196ZM195 145V146H196ZM199 145V144H198ZM125 146H127V145H125ZM131 146V145H130ZM10 147V146H9ZM41 147H43V148H41ZM171 147V146H170ZM15 148H13L14 150H15ZM127 148V147H126ZM125 148V149H126ZM169 148V147H168ZM10 149V148H9ZM39 149H42L41 151H39ZM117 149H119V151L117 150ZM128 149V148H127ZM194 149V148H193ZM200 149H202L201 147L199 148V150ZM232 149H234V148H232ZM236 149V148H235ZM7 150V149H6ZM121 150V151H120ZM166 150H168L167 148H166ZM191 149H189V151H190ZM8 151V150H7ZM201 151V150H200ZM40 152V153H39ZM46 152V153H47ZM145 152H147V153H145ZM148 152L150 153V155L148 154ZM194 152V151H193ZM45 153V154H46ZM65 153V154H64ZM148 154L147 156H152V160H150V163H151V161H153L154 163H156L157 164V168H155V169H158V168H160V170L162 169V168H164V167H167V169L165 168L164 169V171L165 172H167V174H169V175H164V176H160L158 173H160V171L156 174V172H155V175H150V174H148V173H146V172H144V171H137L138 170V168H140L139 167V165L141 164L142 165V163H143V161H144V164H145V160H147L146 159V157H145V159H144V157L142 156L143 154ZM166 153V152H165ZM68 154V155H67ZM70 154V155H69ZM187 154L188 155H190V153H188L187 152ZM192 154V153H191ZM199 154H200V152H199ZM48 154L47 155H45V157L46 156H49ZM172 154H170V156H171ZM14 156V155H13ZM42 156V155H41ZM43 156H44V154H43ZM42 156V157H43ZM56 157H58L57 155H55ZM140 156V157H139ZM1 157V156H0ZM15 157H16V155H15ZM15 157H13L12 159H13V161H11L12 162V165L13 164H15V170L17 169V164L16 163H18V162H20L21 160H19L18 162H16L15 163V160H14V158ZM42 157H41V161H43L42 160ZM137 157V158H136ZM138 157H139V160H140V158L142 157L143 159H141V162L142 163H138V168H136L135 167V165H132V163L131 162H133V164H134V159L133 158H136L137 159V161H138ZM196 157V156H195ZM17 158H20V157H17ZM149 158L150 157H148V160H149ZM187 158V157H186ZM189 158V157H188ZM188 158H187V160H188ZM197 158H199V157H197ZM58 159V158H57ZM174 159V158H173ZM190 159V158H189ZM17 160V159H16ZM45 160V159H44ZM53 160V159H52ZM50 161V163H52L53 161ZM147 160V163L146 164H149V161ZM1 161V160H0ZM48 161V160H47ZM47 161H45V163L47 162ZM137 161H135V162H137ZM199 160L197 159V162H198ZM4 162V161H3ZM58 162V161H57ZM153 162H152V164H149L148 166H150L149 168L147 167V165H144L146 168H148V170L150 169V171H151V168H152V165H153ZM172 162V163H171ZM186 162V161H185ZM188 162V161H187ZM186 162V163H187ZM196 162V161H195ZM196 162V163H197ZM200 162V161H199ZM38 163H41V162H39L38 161ZM55 163H56V161L55 162H53V164L55 165ZM179 163V164H178ZM185 163V164H186ZM194 163V162H193ZM195 163V164H196ZM4 164V163H3ZM27 164H29V163H27ZM31 164V163H30ZM37 164V163H36ZM60 164V165H59ZM194 164V166H196L197 168H195V167H190L188 170L190 171L191 169H197V171H194L193 170V173L195 172H198V171H201L202 172V166L200 165H198V164H196L195 165ZM199 164H201V163H199ZM41 165H42V163H41ZM46 165V164H45ZM45 165H43V166H45ZM48 165V164H47ZM51 166H52V164H50ZM198 165V166H197ZM2 166V165H1ZM28 165H24V167L22 166V168H23V170H24V173L23 174H25L26 175V173H27V175H28V177H29V175H31V173L32 172H30L29 171V169L30 168H28L27 167ZM40 166V167H39ZM143 165L141 166V170H143L145 167H144ZM154 166H155V164H154ZM153 166V167H154ZM160 166V167H159ZM168 166H169V168H168ZM183 166H184V163H183ZM186 166H187V168H188V164H186ZM5 167V166H4ZM13 168H14V166H12ZM27 167V168H26ZM53 167V166H52ZM142 167H143V169H142ZM162 167V168H161ZM199 167L201 168V169H199ZM40 168V169H39ZM46 168V167H45ZM51 168V167H50ZM179 168V169H178ZM3 169V168H2ZM1 169V170H2ZM5 169H6V167H5ZM20 169V168H19ZM53 169V168H52ZM137 169V170H136ZM154 169V170H155ZM199 169V170H198ZM0 170V171H1ZM4 170V169H3ZM2 170V171H3ZM49 169L48 168H46V171H48ZM51 170V169H50ZM49 170V171H50ZM55 170V169H54ZM186 170V171H185ZM204 171H206V172H210L211 173V171H207L206 170V168L205 169H203ZM2 171H1V173H2ZM34 171H35V168H34ZM100 171V173H98ZM147 171V170H146ZM183 171V172H182ZM192 171V170H191ZM41 172V173H40ZM54 171H52L51 173H48L52 178H53V176L51 175L52 173H53ZM116 172L117 173H119V175H117L116 174ZM148 172V171H147ZM162 172V171H161ZM165 172H162V173H165ZM200 172V173H201ZM206 172H203L204 173V175L202 176V174H199V176L200 177H204L206 174H208L209 175V173H206ZM39 173H40V175H39ZM44 173H45V171H44ZM63 173V175H61ZM98 173V174H97ZM149 173H151V172H149ZM193 173L192 172H190L189 173V177H193V178H191V180L192 179H194L195 178V181H196V177L198 176L197 174H196V176L194 177V175H193ZM199 173V172H198ZM206 173V174H205ZM215 173V172H214ZM213 173V174H214ZM33 173H32V175H34ZM48 174H47V176H48ZM53 174V175H54ZM148 174V175H147ZM187 175H188V173H186ZM192 174V175H191ZM5 174L4 173H2V176L0 175V179H4V177H6V176H4ZM25 175H24V179L26 178V183L28 184V185H30L29 183H28V179H27V176L25 177ZM31 175V176H32ZM150 175V176H149ZM185 175V176H184ZM191 175V176H190ZM208 175H206L204 178L205 179H208ZM216 175H217V173H216ZM216 175H214V176H216ZM30 176V178H31V180H32V177ZM57 176V175H56ZM149 176V177H148ZM166 176V177H165ZM199 176L197 177V179L199 180V179H201V178H199ZM212 176V174H210L209 175V177H211ZM42 177V178H41ZM50 177V178H51ZM188 177V181H187V184H188V182H189V184L191 183V181L189 180L190 178ZM213 177V176H212ZM211 177V179H213ZM20 178H22V177H20ZM23 178L22 179H19V180H22V183L25 181H23ZM29 178V179H30ZM41 178V179H40ZM48 178V177H47ZM146 178H148V180L146 179ZM151 178H152V180H151ZM203 178V179H204ZM38 179H40V180H38ZM145 179L147 180V181H145ZM151 181H150V180ZM186 179H187V177H186ZM210 179V178H209ZM264 178H262L261 180H263ZM11 180V179H10ZM12 180H14V179H12ZM17 177H15V181H14V183H16L17 181ZM54 180H56V179H54ZM196 181L197 183L200 181ZM3 181V180H2ZM46 181H45V183H46ZM53 181V180H52ZM57 181V180H56ZM144 181H145V183L146 184H148L149 182L148 181H150V184H148L147 186H144L145 184H144ZM194 181V180H193ZM8 182V181H7ZM32 182V184L33 185H35L34 183ZM57 182V183H58ZM186 182V181H185ZM263 182V185L261 184V186H262V189L264 190V180L262 181ZM25 183V182H24ZM153 184V186H152V184ZM196 183V184H197ZM260 183H261V181H260ZM47 184V183H46ZM4 185H2L1 184V186H4ZM17 185V184H16ZM42 185H44V183L42 184ZM58 185V184H57ZM191 185V184H190ZM190 185H188L189 187H188V190L190 191L191 190V194H192V192H193V190L194 189H196V190H194L195 192H197V190L199 189V186H197L196 185V187H193V183H192V186H191V189H190ZM198 185H200V184H198ZM0 186V187H1ZM31 186V185H30ZM47 186V185H46ZM152 186V187H151ZM194 186H195V184H194ZM33 187V186H32ZM147 187H148V189H147ZM157 187V188H156ZM198 187V188H197ZM201 187V186H200ZM151 188H153L152 190H155V192L154 191H152L151 190ZM155 188V189H154ZM165 188H166V190H167V192H168V195L167 194H164L163 193V191H161V190H165ZM143 189V190H142ZM228 189V188H227ZM261 189V190H262ZM5 190H7V189H5ZM131 191V194H132V192H134L136 195L138 194V193H140V195L142 194H144V192H147V194L148 193H150V198L152 197V199H150V200H146L147 198H149V197H147V195H146V193L144 194V198L145 197H147V198H145L144 199V201H145V205H144V207L146 208L147 206H148V204H149V206L147 207L148 209H149V211H151L152 209V211L154 212H152L153 214H156L155 213V205L157 204V203H159L160 202V200H157V198L156 197H158L159 195H160V192H158V190L159 191H161V194L163 193V195H165V197L167 196L168 198L167 199H165L164 201H167L168 203H166L165 202V205L167 206V208H169L168 210V212H167V214L166 215H162V216H160L159 217V215L162 213V211L160 212V214L158 215V217H154V220L152 219V221L151 222H154V224L153 225H157V227L159 226V227H163L164 228V225L165 226H174V227H172L173 229H174V231L172 232L173 234V236H172V239L171 240H169L168 238V240L169 241H163V239L162 238H156V237H152V234L153 233H155V231L156 230H158L156 227V229H154L155 231L150 235V237L148 236V238H150L149 240H147V239H145V241H144V238H143V236H142V234H143V232L145 231V229H141L142 228V226L140 225V229L141 230H144L143 232L142 231H139V230H137V229H139L138 227V225H137V223L140 221V219L141 218H143V216L141 215L142 213L141 212H139V210H136V209H138L136 206V209H133V206H132V204H134V203H131V200L134 202V200H135V197L132 199H130V201H129V199H127V198H129V197H133V195H128L127 194V192H130ZM141 190V191H140ZM149 190V191H148ZM182 190V189H181ZM184 190L183 191H181V192H183L184 193ZM234 190H236V191H234V192H236V193H239L238 195H240V192L241 191H238L237 192V188L236 189H234ZM7 191H9V190H7ZM15 191H14V193H15ZM22 191V190H21ZM49 191H51V193L49 192ZM55 191H56V189H55ZM47 192H49L50 193V196L49 195H46V193ZM153 192H154V194H153ZM158 192V193H157ZM232 192V191H231ZM264 192V191H263ZM8 193V192H7ZM34 193L32 194L33 195V197L35 196L34 195ZM40 193V194H39ZM48 193V194H49ZM165 193H166V191H165ZM216 193V192H215ZM218 193V192H217ZM216 193V194H217ZM52 194V195H51ZM54 194V195H53ZM135 194H134V196H135ZM157 194H159L158 196H156ZM194 194H196L195 196H194ZM200 194V193H199ZM198 194V195H199ZM203 193H201L200 195H202ZM213 194V193H212ZM216 194H214V195H216ZM223 193H221V195H222ZM243 194V193H242ZM29 195V194H28ZM31 194H30V196H32ZM125 195H127V196H125ZM139 195V194H138ZM137 195V196H138ZM138 196V198H139V203H140V197L141 196ZM146 195V196H145ZM149 195V194H148ZM153 195V196H152ZM186 195H188V196H186ZM199 195V196H200ZM238 195H236L235 194V196H236V198L237 197H239ZM244 195V194H243ZM8 196V195H7ZM22 196V195H21ZM25 196H27V194H25ZM37 196V195H36ZM35 196V197H36ZM52 196H54L50 201H52V202H49V199L52 197ZM156 196V197H155ZM199 196H196L197 198L196 199H198V198H200V200H201V197H199ZM202 196H204V195H202ZM212 197H213V195H211ZM216 196H218V194L216 195ZM223 196V195H222ZM126 197V198H125ZM154 197V198H153ZM160 197H161V195H160ZM211 197V198H212ZM219 197H220V195H219ZM230 197V196H229ZM241 197V199H242V196H240ZM159 198V197H158ZM203 198V197H202ZM203 198V199H204ZM217 198V197H216ZM235 198V197H234ZM11 199V198H10ZM14 199V198H13ZM12 199V200H13ZM142 199V198H141ZM196 199H194V203H196ZM202 199V200H203ZM232 199V198H231ZM262 199V200H261ZM261 199L260 198H258V200H260V201H257V200H255V202L254 203H256L257 204V202H258V205H260L261 204V202H263V206H264V195H263V198H262V196H261ZM8 202H7V201ZM108 200H110L111 202L112 201H114V202H112V203H114L117 207L116 208H112V206H110V203H109V206H110V208L109 209H111V210H108L107 211V209H105L104 207V205H105V203L106 202H110V201H108ZM199 200V201H200ZM216 200V199H215ZM238 200H239V198H238ZM135 201H137V200H135ZM164 201H161L160 203H162V202H164ZM211 201H213V199L211 200ZM211 201H209V202H211ZM230 201H232V200H230ZM236 203H238V201H237V199L236 200H234ZM254 201V200H253ZM252 201V202H253ZM42 202H44V203H42ZM141 202H143V200H141ZM192 202V201H191ZM40 203H42V204H40ZM138 203V202H137ZM159 203V204H160ZM213 203V202H212ZM260 203V204H259ZM114 204H112L113 205V207H115L114 206ZM144 203H142V204H137V205H140L141 207H143L142 205H143ZM153 204H154V206H153ZM158 204V205H159ZM205 204V203H204ZM210 204V203H209ZM135 205H136V203H135ZM169 205V206H168ZM192 205H194V204H192ZM200 205V206H201ZM222 205V204H221ZM257 205V206H258ZM262 205V204H261ZM45 206V207H44ZM162 206V205H161ZM161 206H158V207H161ZM166 206H164V207H166ZM189 206H191L192 208H190ZM213 206H214V203H213ZM215 206H217V203H215ZM263 206L261 207H257L259 210L261 209V208H263ZM154 207V208H153ZM188 207H189V209H188ZM205 207V208H206ZM140 208V207H139ZM157 208V207H156ZM51 209H52V211H51ZM58 209V210H57ZM113 209V210H112ZM142 209V208H141ZM140 209V210H141ZM151 209V210H150ZM166 209V208H165ZM172 209V210H171ZM258 209H256V210H258ZM28 210V211H27ZM48 210H50V211H48ZM57 210V212H55ZM136 210V211H135ZM144 210V209H143ZM142 210V211H143ZM162 210V209H161ZM24 211H27V213L26 212H24ZM64 211V212H63ZM138 211V212H137ZM158 211H159V209H158ZM164 211H166V210H164ZM172 211H175L176 213H174L173 215H175V214H177V216H178V214H179V216L180 215H182V217H180V219H179V216H178V220H177V216L175 215V217H172L171 215H170V213L172 212ZM199 211V212H198ZM261 211H262V209H261ZM21 212H23L24 213V216H25V213L27 214V217H25V218H27L28 219V221H27V223H26V220H25V218H24V216L23 217H19V213H21ZM32 212H34V211H31L30 213H32ZM36 212H35V214H36ZM43 212H44V210H43ZM58 213V214H57ZM136 213H138V214H140L139 216L141 217V218H139L138 217V219H139V221H137L138 219H135V217H136ZM146 212H144V214H145ZM148 213L149 212H147L146 213V216H149L148 215ZM173 213V212H172ZM22 214V213H21ZM33 214V213H32ZM61 214H63V215H61ZM137 214V215H138ZM143 214V215H144ZM31 215V214H30ZM190 215V216H189ZM199 215V216H200ZM210 215H211V213H210ZM244 216L243 217H241V218H243L244 219V217H246L245 216V214H243ZM37 216L38 217H40V218H37ZM145 216V217H146ZM151 216H153V215H150V218H151ZM187 216H189V218H187ZM198 215H196V217H197ZM18 217H19V220H17L18 219ZM33 217H34V214H33ZM33 217H31L32 219L31 220H33ZM209 217V216H208ZM247 217H248V215H247ZM176 218V219H175ZM192 218V217H191ZM202 218V217H201ZM201 218L200 219H198L199 220V222H200V220H201ZM216 218V217H215ZM218 218L220 219V216H218ZM147 219H148V217H147ZM146 219V220H147ZM212 219H214V217L212 218ZM232 218H230V219H228V217H221V220L219 221V225H218V223H217V225H218V229L220 228L221 230H227L226 232H230L231 231V229H232V226L234 227V229H232V231L233 230H235V229H241L242 230V232H241V234H247L248 236H246V235H244V236H241V238L242 239H240V240H242V245H240L239 244V247H236L237 245H233V246H231V245H228V243H229V239H227L228 240V242H227V245L228 246H224L223 244L222 245H218L219 243H222V242H220V240H219V238H217L218 240H219V242H218V244H217V242H215L214 243V241H210V240H206V241H202L203 242V244L202 245H204L207 249H209L210 248V252H211V247L213 248V247H215V248H219V249H217L218 250V252L220 251V256H222L223 255V257H225L228 253H230V254H232V256H234L235 257V254H237V255H239L240 256V262H237V264H246V261H248V259L249 258H251V256L254 258V255L255 256H257V254L258 253H261V250H259V248H258V241H257V236L259 235L258 233V235L256 236V234L254 235V233H256V231H254L255 229L253 228V234H251V232H250V237H249V234L247 233L248 232V230H250L251 231V225L252 224H256V223H253V221L252 220H250V222L252 221V224L251 223H248V220H247V222H245L243 219L241 220L240 218H238V216H237V219H235V220H231ZM30 220V221H31ZM135 220V221H134ZM143 221L145 220V218H143L142 219ZM210 220V222L212 221L211 219H209ZM40 221V223L41 224H43L42 222ZM155 221H156V224H155ZM215 221V220H214ZM213 221V222H214ZM37 222V221H36ZM135 222H137V223H135ZM141 222V221H140ZM177 222H179V224H176ZM204 222H206L205 220H204V218H203V223ZM208 222V221H207ZM215 222H218V219L215 221ZM128 223H130V224H132V225H130V227H128L129 225H128ZM135 223V224H134ZM202 222H201V226H202V224H203ZM29 224V223H28ZM39 224V223H38ZM139 224V223H138ZM144 224V223H143ZM150 224V225H149ZM175 224V225H174ZM214 224V223H213ZM31 225H33V223H31ZM145 225H148L149 227H151V223L149 222L148 223V221L146 222V224ZM144 225V226H145ZM205 225H206V223H205ZM215 225H216V223H215ZM246 225V226H245ZM254 225H252V226H254ZM40 228H41V226L42 225H38ZM44 226H45V224H44ZM44 226H42V227H44ZM143 226V227H144ZM147 226V227H148ZM171 226L170 227H168L169 228V230L171 231ZM204 226V225H203ZM212 226H214V225H212ZM257 227H259L258 225H256ZM256 226H254L255 228H256ZM148 227V228H149ZM158 227V228H159ZM177 227L179 228V230L177 229ZM215 227V226H214ZM261 227V226H260ZM151 228H153V227H151ZM171 228V229H170ZM203 228V227H202ZM205 228H206V226H205ZM211 228V227H210ZM215 228H217V226L215 227ZM46 229H47V227H46ZM161 229V228H160ZM208 231H209V228H206ZM214 228H211V230L212 231H214L213 230ZM218 229H215L216 231L218 230ZM36 230V229H35ZM148 230V229H147ZM256 230H258V229H256ZM33 231V232H32ZM53 232V233H57V232ZM149 231H151V229L149 230ZM153 231V230H152ZM161 231H163V230H161ZM204 231V230H203ZM219 231V230H218ZM236 231V230H235ZM259 231H261V229L259 230ZM142 232V233H141ZM200 232V231H199ZM211 231H209V233H210ZM240 232V231H239ZM258 232V231H257ZM141 233V234H140ZM148 234H150V232H147ZM147 233H145V236L147 237ZM213 233V232H212ZM54 234V235H55ZM147 234V235H146ZM214 234H215V232H214ZM213 234V235H214ZM240 234V235H241ZM144 235V234H143ZM167 235V234H166ZM210 235L211 234H209V237H210ZM144 236V237H145ZM37 237V236H36ZM63 237H64V239H63ZM212 238H214V237H217V235L215 234L214 236H211ZM249 237V238H248ZM67 239V240H66ZM162 239V240H161ZM216 239V238H215ZM216 239V240H217ZM38 240V239H37ZM66 240V241H65ZM203 240V239H202ZM217 240V241H218ZM239 240V239H238ZM40 241V240H39ZM57 241V240H56ZM249 241V242H248ZM67 242V243H68ZM166 242V243H165ZM211 242H212V245H213V243L216 245H218L219 247H216V246H211ZM224 242H226V240H224ZM238 242H241V241H238ZM60 243V242H59ZM55 244H56V242H55ZM64 244V243H63ZM225 244V243H224ZM230 244H231V242H230ZM68 245V244H67ZM49 246H51V248L49 247ZM55 246H57V245H55ZM54 246V247H55ZM59 246V245H58ZM57 246V247H58ZM62 246V245H61ZM161 246H165L164 247V249H166L165 250V252H166V254H164L165 256V260H164V258L162 259L161 258V256H158V254H159V251H157V248L158 247H161ZM197 246V245H196ZM224 246V247H223ZM28 249H27V248ZM65 247H67L66 245H65ZM199 247V246H198ZM202 246H201V244H200V248H201ZM70 248V247H69ZM203 248V247H202ZM69 250V249H68ZM114 250V252L115 253H112V251ZM215 250V249H214ZM224 252H223V251ZM28 251V252H27ZM56 251H57V249H56ZM198 251V250H197ZM58 252V251H57ZM74 252V253H73ZM164 252V253H165ZM52 255H51V254ZM54 253V254H53ZM67 253H69V251H67ZM66 253V255H70V254H67ZM112 253V254H111ZM158 253V254H157ZM222 253V254H221ZM224 253V254H223ZM27 256H26V255ZM49 254V255H48ZM74 254V255H73ZM205 253H203V249L202 250H199L198 251V253H196V255H195V257L196 258H194V259H196L195 261L197 262L196 264H228L225 260H223L224 262L223 263H221L219 260H218V258L215 260H213V262L214 263H211L212 261H210V258H208V256H206V255H204ZM212 254V253H211ZM71 255L70 256H68V257H71ZM160 255V254H159ZM225 255V256H224ZM115 256V257H114ZM260 256V255H259ZM234 257H231V260H230V262H232V261H237ZM222 257H220V259H221ZM253 258H252V262L250 261V262H248V264H254L255 262H254V260H253ZM256 258V257H255ZM254 258V259H255ZM258 258V257H257ZM257 258H256V263H258L259 262V260H257ZM49 259V258H48ZM51 259V258H50ZM67 259H69V258H67ZM223 259V258H222ZM225 259V258H224ZM52 260V259H51ZM190 260V259H189ZM218 260V261H217ZM227 260V259H226ZM238 260V261H239ZM27 261V262H26ZM68 261V260H67ZM194 261V262H195ZM234 261V264H236V262ZM241 261H242V263H241ZM258 261V262H257ZM229 262V263H230ZM254 262V263H253ZM263 263H264V261H262ZM262 262H260V263H262ZM69 263V262H68ZM187 263V262H186ZM188 263H189V261H188ZM193 263V262H192ZM262 263V264H263ZM28 264H30L29 262H28ZM72 264V263H71ZM233 264V263H232Z\"/></svg>", "mask_w": 264, "mask_h": 264}]
</instances>
